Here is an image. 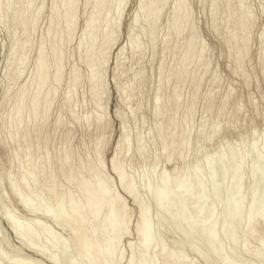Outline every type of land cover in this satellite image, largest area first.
Wrapping results in <instances>:
<instances>
[{"label":"rangeland","instance_id":"rangeland-1","mask_svg":"<svg viewBox=\"0 0 264 264\" xmlns=\"http://www.w3.org/2000/svg\"><path fill=\"white\" fill-rule=\"evenodd\" d=\"M0 1H1L0 2V6H2L1 7L2 10H1V13H0L2 15V16L0 15L1 16L0 17V20H1L0 21L1 22L0 23V139L4 143V148L0 149V184H1L0 185L1 186L0 187V189H1L0 198L4 199V200L0 201V203H1L0 204V206H1L0 209L2 210V211L0 210L2 212V213L0 212V214H1L0 215V226H1L0 227V229H1L0 230V235L2 236V237L0 236V250H1L0 251V258H1L0 259V264H12L11 262L13 260H14L13 262H15V260H17L18 258H19L18 260H21V259L24 260V259H26L27 255H31V253H32V252H29L27 250V248L23 244L22 245L20 244L21 243L20 240H17L19 238H17V236L14 235L13 230L10 229L11 227H10L9 223L7 222L10 219L6 217V216H8L7 214H9V211L13 212V214L11 213V215L15 216V218H16L15 221L17 220V218L19 219L16 222L23 220V223H25L27 219L28 220H30V219L31 220L32 219H34V220L39 219L41 222L44 223L43 225L42 224L40 225L41 227L45 225L44 227L47 230L49 229L50 232H52L53 235L55 233L56 235H58V237H60L62 239V241H64V242H61L62 244L58 245L59 244L58 243L56 245V246H59V247L64 245L63 247H60L62 250L59 247L58 248L55 247V248H51L52 250L54 249L53 251H51L50 248H49L50 245H48L46 247L47 248L46 250L48 251V253H46V251H45V255L47 254L46 256L44 254H42L40 256H36L34 253L32 254V255H34V257H37L38 259L43 260L44 261L43 264H49L48 261H47L48 260L47 258H49L51 256V254H55V253H53V252H55V249H58V250H56V253L59 254L60 258H62V256H63V258H62L63 260L61 262H63L64 264H67L66 262H69V261H67V259H68V257H70V255H71V257L68 260L73 259L74 257H76L75 253L77 252V249H76V246H75L72 238L69 236L67 230H65V229L63 230V228L60 225H58L59 224L58 221H60V215H62L61 213L65 212L64 207L60 205L57 208L56 207L57 205H55V203H53L50 200L49 196L46 195V194L44 195V193H42V191H44V188L42 189L43 185H42V179L40 178V176L36 177V180H35L36 182L35 181H31L32 177L30 178V176H31L30 168L27 169V167H29V166L26 165L25 160H24V158H25L24 154H23V152H19L20 150H19L18 147H16L17 156H15L14 159H12L13 161L11 160V156H12V152L14 151V147H13L12 143L10 142V140L8 139V137H9L8 133H9V131L12 130L11 125L10 126L8 125V122H9L8 119H10V122H11V119H12L13 114H14V109H13L14 108V102H15L14 100L16 99V97L18 96L20 90L23 87L26 89L27 92H31V90L33 88V83H34L33 79H35L34 74H35V71H36L34 64L36 63L37 56H39L38 50L41 47L42 42H43L44 43L43 45H44L45 50H46V51L45 50L44 51H45V54L48 55L47 59L49 60V61H47V65L50 66V67L48 66V68H49L48 70L49 71H53L55 67H53V61H52V58L50 57L49 54L51 52L52 44L53 43L55 44L56 41H60L59 42L60 47L62 46V48H61L62 49L61 50L62 54L60 53V56L62 55L61 56L62 58H60V60H62L61 64H60V61H59V65L61 66V81H62V83L60 84V86L57 87L58 91L56 90L54 99H53L52 103L48 107V109H49V111L47 110L48 118H47V121L45 123V126L42 128V131L40 133L41 137H43V136L47 137L46 138L47 142H46L45 145L42 144L40 146H44L42 148V150H44V148H45L46 152L45 151L44 152L48 153V155L50 156V158L52 160H55L56 155L57 156L59 155V152L57 150H62L63 147H65L66 144H68V146L70 147V150L72 151V154H73L74 163H75L76 159H78V158L91 159V160L96 162V160H98V155L96 154V145L95 144H96L97 138H99L100 143L98 144L99 145L98 147L101 150V156L103 157L104 163H105L104 164V168H103L104 169L103 173L106 174V176L110 178V181H111L112 185L115 184L113 186H116V187H114L113 189H115V192L117 194L119 193L120 196L122 195V197L125 199V202H127L126 203L127 207L129 208L130 212L132 213V217L130 219V224H129L130 225L129 226L130 227L129 228L130 231L128 230V232H130L131 234L128 233L130 235L129 236L128 235L125 236V238H122V240H121V246L120 247H121L122 251L124 252V257H125L121 261L122 262L121 264H125V261L127 259L126 257L128 256V253H129V250H128L129 242L131 241V243H134V244L136 243L135 245L138 244V242H137L138 241V239H137L138 236L135 235L136 233H135V226H134L136 224V221H137L136 219H137V215H138V209L132 203L131 199L129 197H126V195H124L122 189L120 190V188H119L120 186H118V182H117L116 176L113 175L112 171H109L111 168H109L110 164H109L108 161H109L110 156L113 153L114 146H115V144H116V142H117V140L119 138V135H120V132H119L120 131V121L114 114L115 109H119L120 110V112H121V114L123 116V119H124V123L127 126L128 130H129V133H131L130 134V138H131L130 139V142H131L130 143V152L127 153L128 155L126 154V156L124 157L125 172H127L128 175L131 173L130 176L133 177V180L135 182L136 190L138 192L137 195L138 196L140 195L139 199L142 196V200L141 199L140 200L144 201V203H147L146 205L148 207L150 206L149 207L150 208L149 209V211H150L149 215H150V219L153 220V222H151V223L153 224V229H154V230H152V234L154 233V237L155 236H160V238H162V239H160L159 237L158 238L155 237L156 240H160L159 243L162 242V241H165L164 245L168 248V250H167L166 247H164V248H166V249H164V252L166 250L169 251V250H172V249H173V252H175V253L177 252L178 255H180V253L183 252L184 254L181 253L180 256H182V254H183L185 257H187V258L184 257V260L186 259V262H189V260L191 259L189 264H206V263L207 264H217V263L219 264V262H217V258H216L217 256L215 255L216 253H214V252L217 251V249L214 250L213 248L212 249L209 248L211 246H207L209 244H208V241L205 240L206 239L205 238L206 237V232L204 231V227L209 222L206 223V221H205V223H206L205 225L203 224L204 222H202V221L200 222V220L203 219V215H204V212L202 213L201 211H205L204 210V209H206L205 205H209L210 206V204H211L210 202L212 201V204H214L213 207L216 208L215 209V211H216L215 213L216 214L219 213L218 214V219H217L219 222L217 221V223L215 224L214 230L216 228L220 229L221 228L220 226H221V224H222V222L224 220V217H222L223 216L222 212L224 211V209H228L227 212H229L230 208L232 207V204L237 202L240 205V210L237 212V214L235 216H233L234 214L229 212V217H228V221H227L228 227H227V225L225 226V228H224L225 231L223 229L222 230L221 229L220 230L217 229L218 230V235L220 236V237L217 236V238L219 237L218 241L219 242L222 241V240H223L222 242L225 241L224 242L225 245H224V243L222 244V242H220L223 245V247H222V245L218 241L217 242L214 241L215 242V246L216 245H220L222 248H224V249L227 248L226 250L229 251L228 247H230V245L233 244L232 248H234V247L239 245L240 247L234 248V250L236 249L235 251L237 253L233 249H232L233 252L230 250L231 251V253H230L231 255L229 256V258L231 259V261L237 262V263H235V262L233 263L232 262L233 264H239V263L240 264H249V263L250 264H263L264 263V261H263V263L260 262V261H262L261 259L263 257L262 256L263 253L261 255H259V257H258V255L256 257L254 256L255 259L257 260L256 261L252 257L253 254H251L252 255L251 256V255H249L250 254L249 251H247L246 249L243 250L244 248H248L249 244H250L249 248H252V245L255 246L256 244L259 246L260 242L258 240H255V238H253V237H249L247 239L246 243H244L243 240H242L243 239L242 233H246L247 230H248V221L247 220H250L251 217H252L253 221H255V219H256V222L253 223V221H252V223L256 224L255 227L259 228V226H260L259 224L260 223L257 220L256 211L264 206L263 205L264 203H262V202H264V190H263V188L261 189V185L252 184V179H251L252 178V171L250 173V167L253 168V166L255 165L254 166L255 168H253L254 175H263L264 176V153L262 154L263 151H261V150L264 149V147H262L263 149L261 148V146H264V145H261V144H264L262 142V141H264V139H263L264 135L261 133V132H264V66H263V58H264V42H263L264 41V0H262V1L261 0H243V2H242V0H238V1L237 0H215V1L214 0H211V1L210 0H185L184 3L186 5L183 4V7L186 6L188 12L185 15H183V17L184 18L186 17L188 20L184 19L183 21L187 20L188 21L187 22L188 26L186 27V29H187L186 30V29H184V27H182V25L181 26L178 25L176 27V28H178V30H176L178 32V35H176L177 32H174L173 28L171 27V26H173V23L176 24V21L173 20V19H175V17L173 16L174 18H172V15H173L172 11L174 10L173 6H175L176 0H168V1L167 0H158L159 2L158 1L155 2L154 0H149V2H148V0H146L147 3H151L150 6L147 7L148 9H146V10L148 11L150 9V11H152V9L150 8L152 6V8H154V11H153L154 13H152L150 11L147 12L146 10H144L145 8L144 9L142 8L141 11H144V13H142L144 15L140 14L141 12L139 11L138 13L140 14V16H139L140 19L138 18L137 22L136 23L134 22V24L133 23L131 24V20L133 18L132 15H134L132 13L136 14L137 13L136 11L140 10L141 6L138 5V4L141 3L142 0H121V5H123V7L121 6L122 7L121 9H123L122 10L123 12L122 11L120 12V14L122 13L121 14L122 16L120 15L121 23H119L118 28H116V30H114V34H112V36L114 38H116L115 34H117V39H114L112 36H109V37L113 38V40H117V41H114V43H113L111 41V38H110V43L111 44L113 43L112 44L113 45V47H112L113 49L110 48L108 50L110 54H108L107 57L110 58V59L108 61V58H107L108 62H106V63H108V65L106 64V66L104 67L105 70H103L104 74L106 73L104 75V77L105 76L106 77L103 78V79H105V82H107V84L105 83L106 84L105 87H107V86L109 87V88L107 87V89H106V92L108 93L109 97H108V100H107L106 97L103 95V98L101 99V101H99L100 107L102 106L101 110L98 107H96V106H98L97 102H96V100L92 97V95L89 92V85L90 84H89V80H87V79L90 78L91 73H89L90 69H87V68L90 67L88 65V63L90 62V59L92 58V56H89L90 54L88 55V53H89V50H87L88 43L86 44V41H84L85 43L82 42V39L84 37L83 36L84 35L83 34L84 30H86L85 31V33H86L87 30L90 28L88 26H90L91 24H92V26L96 25L92 30L94 32H96V30H98L96 32L97 35L95 34V36H97V38H99L100 31H102L104 29L103 25L107 24V25L110 26L109 21L112 22L111 19L114 17L115 9H116V7H118V6H116L117 3L115 4V7H114L115 9H112V11L109 10V13H107V15H106L107 17H105L104 21H103L102 18L94 17L93 14L91 15L92 12L95 14L96 7H94V6L97 4V2H95L97 0H94V1L93 0H75V1L72 0V3H74V6L72 7L73 8V11H72L73 13L71 14L70 21H73L74 18L77 19V20L75 21V19H74V21H73L74 23L70 22V26H72V24L74 25L76 23L74 25L75 27L72 26V29L69 27L71 30H69V28H68V34L69 35L67 34V36L70 37L71 39L67 38L69 42H66L67 41V39H66L67 36L63 35L64 32H62L61 34L63 36H61V37L63 39H61L60 36H58L57 37L58 39L57 40L55 39L56 41L53 40V43H51V41L48 38V33L50 35V33H52L54 30H52L51 32H50V30H48V31H46V30L48 29V25L51 22V19H50L51 18V14H52L51 13L52 12V8L51 7L53 6L52 1L54 2V0H37V1L33 0L34 2L32 0H21V1L20 0H12V1L11 0H0ZM6 1H8V3ZM56 1L58 2L59 0H56ZM109 1L111 2V0H109ZM123 1L124 2L126 1L125 2L126 3L125 6H124L125 3ZM151 1H153L154 3L151 2ZM14 2H15V4H14ZM20 2H21V4H20ZM31 2H33V4ZM42 2H43V4H42ZM110 2H109V4H110ZM166 2H167V4H166ZM58 3H57V5L60 4V3L59 4ZM87 3H89V4H87ZM159 3H160V5H158ZM34 4H35V6H34ZM172 4H174V5H172ZM112 5H110V6L112 7ZM153 5H156L157 9H156L155 6L153 7ZM210 5H212V6H210ZM224 5H227V6H224ZM244 5L246 6L247 9L245 8ZM76 6H79V7H76ZM86 6H88V7H86ZM158 6H159V8H158ZM214 6H215V8H214ZM232 6H233V8H232ZM92 7H93V9H92ZM227 7H228V9H227ZM41 8H43V9L41 10ZM250 9L252 10V12H249V11H251ZM7 10H8V12H7ZM185 10H186V8H185ZM247 10H249L248 12H249L250 15L252 14L251 15V19H249V20L246 18V16H245L246 14H243V13H246ZM208 11H209V13L211 15L208 13ZM211 11H213V12L216 11V13L215 12L212 13ZM15 12H17V13H15ZM74 12H76V14H74ZM22 13L25 16H23ZM26 13H27V15H26ZM89 13H90L91 17L89 15ZM222 13H224V14H222ZM20 14H21V17H19ZM84 14H85V16H84ZM151 14H153V15H151ZM241 14H242L243 17L240 16ZM108 15H110V17L112 16V18L110 19V17H108ZM148 16H149V18L147 19ZM151 16H153L154 18L153 17L151 18ZM18 17L21 18L22 21H24V22H27V20H28L27 23L28 24L30 23V24L27 25V23H26L24 25H21V23L18 21ZM27 17H28V19H27ZM72 17H73V19H72ZM156 17H157V19H156ZM180 17H181V15H180ZM231 17H233V18H231ZM144 18H146L147 20H145ZM240 18L242 19V21H241ZM243 18L246 19L247 21H250V25L247 24L246 23L247 21L243 20ZM32 19H33V21H32ZM95 19H96V21H95ZM142 19L145 20V21H143ZM209 19H211V20H209ZM85 20H86V22L91 21V23L88 22L90 25L88 23H85ZM151 20L153 21V24L156 21L155 25L152 26V23H150V22H152ZM95 22H98L97 23L98 25ZM148 22H149V24H148ZM135 24L138 25V26H136ZM177 24H178V22H177ZM213 24H215V25H213ZM132 25H133V27H132ZM148 25H150L152 27H155V28L152 29V27H150ZM21 26H23V27H21ZM32 26H34V28ZM86 26H87L88 29H85ZM129 26H131L132 29H130ZM198 26H199V28H198ZM242 26H243V28L245 27L244 30L242 29ZM246 26H248V27L246 28ZM97 27H98V29H97ZM119 27H120V29H119ZM143 27H144V31L142 29ZM146 27H147V29H146ZM149 27L152 30H154V31H151V29ZM181 27H182L183 30H181ZM75 29H77V30H75ZM245 29H247V30H245ZM130 30H133L134 34L131 31L130 36H128V34L130 33ZM72 31H73V33H72ZM115 31H117V32H115ZM179 31H180V33H179ZM191 31L194 32V35L196 34L195 37L198 38L199 41H201V43L203 42L202 45L204 47L203 48V50H204L203 52L204 53L202 52V56H201L202 60L200 62L199 61L197 62V59H196L195 56L193 58H191L190 61H188L189 62V65H188V68H187L188 72L185 75V81L184 82H180L181 84L179 85L180 97L182 96L181 100L180 101L178 100L179 108L171 110L170 107L174 103V95H173V90L172 89H173V86L176 84L175 83L176 77L171 76L170 77L171 79L169 78L170 81L165 80L164 84L162 85V87L159 89V91H157V84H158L157 80L159 79L158 78L159 77V75H158L159 67H161L162 75H164V76L167 73H169L170 71L175 70L178 67H180L181 63L183 62L182 57L184 56L183 53H184V48H185V44H186V39L188 37V34H190ZM13 32H14V34H13ZM81 33H82V37L80 36ZM28 34H29V36H28ZM137 34H138L139 37L137 36L138 38L137 37L135 38L134 44H135V47L137 49L138 48L139 49L137 50L135 48L136 52L134 54L133 51H131V49H132L131 46L132 45L134 46V44H131V43H133L131 41L134 40L133 38ZM151 34H153V35H151ZM179 34H180V36H179ZM243 34L244 35L246 34L245 36L247 38L245 36H243V38L245 40L248 39L249 42L247 40L244 42V40H242L243 38L241 39V36ZM14 35H15V37H14ZM34 35H35V37H34ZM168 35L170 36V37H168L169 41H170V47L168 49H163V41H164L163 37L168 36ZM234 35L236 36V39L234 38L235 37ZM64 36H66V37H64ZM260 36H263L262 40H261ZM131 37H132V39H131ZM64 38H65V40H64ZM78 38L80 39V41L78 40ZM14 40H16L17 43ZM30 40H31V42H30ZM70 40H73L74 43L72 41H70ZM127 40L129 41V43L127 42ZM141 40H142V42H141ZM149 40H150V43H149ZM136 41L137 42L139 41L138 43H140V44L138 45V43ZM241 41L245 43V44L243 43L244 47L240 46V45H242ZM56 43L58 45V42H56ZM63 43L65 44L64 46L62 45ZM10 44H12V45H10ZM39 44H41V45H39ZM79 44H82L81 45L82 48H80V46H78ZM114 44H116V46ZM129 44H131V46ZM236 44L238 45L237 49L235 47ZM123 45H124V49L122 51L123 52L122 56H121V58H122L121 61L122 62H121L120 68L114 69L116 53L118 52V49L120 50L121 47L123 48ZM18 46L19 47L21 46V47L19 48ZM240 47H242V49ZM12 50L15 51V52L13 53ZM116 50H117V52H116ZM238 50L239 51L242 50L244 55H243V53L241 51L239 52ZM237 51L242 54L243 57L241 59H238V54L239 53ZM141 53H142V55H141ZM114 54H115V56H114ZM12 55H13V57H12ZM15 55H16V57H15ZM143 55H145L146 58ZM26 57H28V58L26 59ZM87 57L88 58L90 57V58L88 60H86ZM12 60H14V61H12ZM141 60H143V61H141ZM234 60L237 61V62H234ZM50 62H51L52 66L50 65ZM7 64H9V65H7ZM72 66L75 67V68L73 69ZM205 67H206V70H204ZM76 69L78 71V74L76 73L77 71L75 72ZM70 70L73 71V72H71L72 74H70ZM138 71H141L142 73L145 72V73L142 74L141 72H138ZM74 72L77 75H80L79 76L80 78L78 76H76V77L79 78V79L77 78L78 82L76 84L73 83V85H71V81L70 80H72V79H70V78H71L72 75H74ZM91 72H92V69H91ZM4 75L6 77H4ZM114 76L118 79L120 85H122V87L124 89H126L124 91L126 93L123 94L124 96L122 95V100L117 98L116 89H115V86H114L113 80H112ZM216 77H217V79H216ZM20 78H21V80H20ZM26 80H27V82H26ZM68 81H69L70 84L68 83ZM166 81H168V84H167ZM125 82L127 83V85H126ZM169 82H170V84H169ZM49 83L51 84L52 82H49ZM67 83L71 87H69L67 85ZM129 84H131V85H129ZM72 86H73V88H72ZM74 86H75V88H74ZM67 88L68 89L70 88L69 89L70 93L67 92L68 91ZM156 91H157V93H156ZM197 91H199V93ZM71 92H73V93H71ZM66 93H69L72 96L68 95V94H67L68 95L67 96ZM196 93H198V94H196ZM185 94H187V95H185ZM157 95L159 97L158 99L160 100L159 103L162 104V105L166 104L169 107L168 111L165 113V115L162 118H161V116L156 115L155 102H154L155 100L154 99H155V96H157ZM69 96L71 97L70 100L71 101L73 100L72 101L73 104L76 102L74 104V106L77 105V108L75 107L76 108L75 109V117L77 118L76 121H75V119L72 116L70 117V113H69V111L67 110V108L65 107V104H64V99L66 97L69 98ZM127 98H128V100H127ZM125 99L127 100V102H125ZM129 99H130V101H129ZM92 100H93V102H92ZM27 101H28V99H27ZM127 105H128V107H127ZM105 106H106V114H107L106 115L107 117H105V120L107 122V127H106L105 132L102 135L97 136V134H95L94 127L92 125L88 126L87 123L85 122V117L88 116V114H89L90 119L93 122L95 120L96 115H98L99 113L103 114V110H104ZM94 110L98 114H96ZM90 112H91V115H90ZM83 115L84 116L86 115V116L84 117ZM203 115L206 116V117H204ZM58 117L60 119V123L58 125L54 126V121ZM160 119L162 121L167 120V119L174 120L175 122H177L179 124V127H181V128L186 130L187 134L184 135L185 139L178 134L176 136V138L174 140V143H173V145H172V147L170 148L169 151L172 152L173 149L178 148L180 143H181V140L184 139L183 141L185 142V146L187 147L186 149H187V152H188L187 156L189 155L188 157L186 156L187 158H185V163H189V164L191 163L190 166L192 165L191 166V174H192V180L191 181H194L195 179L196 180L200 179L202 185H201V188H199V189H203V190H199L198 188H196V190H195V187L193 189V186H192L191 190L192 189L193 190H192V192L191 191L190 192L193 194V196L198 195V194L200 195L199 192H201V196H202V194L205 195V196H202L201 198L203 199V197H204V201H207V199H208V200H210L209 202L208 201L204 202L201 199L197 203L198 207L195 205V207H196L195 208V207L191 206V203H189L190 200L187 201V200H184L182 198H181L182 199L181 200L179 196H177V200H176L175 199L176 195L168 193V194H166V197H168L170 195L166 199V201H168V202L165 201V205H166L165 208L166 207L167 208L164 209L163 208L164 206L162 207V210H161V208H157V206H156V202L157 201H155V200L157 198L160 199L162 197L160 194H159L160 197H159V195H157L159 193V190H161V189L158 188L159 190L156 191L157 190V185H158L157 181L159 179L158 175H160V172L163 169V166H164L163 164L165 163L164 162V158H165V155H166L165 152H161V151L159 152L158 151V149H160V147H161V139L156 134V126L158 125ZM10 122H9V124H10ZM153 123H155V124H153ZM190 123H192V124H190ZM141 125H143V126H141ZM253 126H256V128L258 129V135L256 136L257 138L254 136L255 137V145L254 146H253V144H250L252 142V140H253V138L251 137V132H252ZM216 127H218V128H216ZM215 128L218 129V135H215V136L212 137L211 133H212V131ZM198 129H202V134L199 137L197 136L198 135L197 133L199 131ZM67 132H69V134L67 135V137H64V135ZM146 132H148V133H146ZM136 135L139 136L140 144H143L142 147H143V151H144V158L139 157V155L137 154V151H135L137 146H138V141L136 140V137H135ZM31 136H32L31 140H28V142L30 144V141H32V144H34V149H35V151H37L36 150V137H35L34 134L31 135ZM147 137H148V139H147ZM258 137H261V138L259 139ZM207 139H208V141H207ZM256 139H258V141ZM226 140H227V142H226ZM241 141H243V142H241ZM256 141L258 142V145H257ZM151 142H152V144H151ZM207 142H209V143H207ZM234 142L236 143V145H235ZM237 142L240 143L239 144L240 146H238ZM246 142H247V144H246ZM259 142H260L261 146L259 145ZM189 143H190V145H189ZM200 143H202V144H200ZM215 143L216 144H218V143L222 144L221 145L222 147L220 146L218 151H219V153L221 155L223 153L224 160H227V162H224V161L221 162L223 167H220L221 166L220 162H216L217 159H216V157L214 158V155H212V157H209L210 155H208V154H210L211 150L213 149V146H214ZM225 143H227V144H225ZM25 144L23 143L22 147H24ZM230 144H231V146H230ZM188 145H189V147H188ZM256 145H257V147H256ZM25 147H26V145H25ZM199 147L204 148L205 151L203 152V150L201 148H199ZM229 147H231V149L233 151H236L237 149H240L239 152L243 151L242 152V156L243 157L241 158V160H240V158L238 159V157H240V155H238V157L237 156H235V157H231L230 156L231 155L230 152H233V151ZM234 147H236V148H234ZM247 147H249V148L247 149ZM188 148L190 150H188ZM253 148H254V151H253ZM260 148H261V150H260ZM199 149H201L200 152L198 151ZM256 149H259V151L256 150ZM255 151L258 152L257 153L258 155L261 154V157H263V158L260 157L261 160H259V156H257ZM155 152H157L156 156H154ZM197 152L199 154H201V155L199 156V154ZM254 152H255V154H254ZM192 153H193V155H192ZM207 155H208V158H207ZM228 155L231 158V159H229V162H228V158H229ZM152 156H154V157H152ZM252 156H254L253 158L255 160L252 158ZM190 157H191V159H190ZM226 157H228V158H226ZM154 158H155V160H154ZM211 158H212V160H211ZM235 158L237 159L236 162H235ZM15 159H17V160H15ZM262 159H263V161H262ZM205 160L206 161L208 160V162H206ZM10 161H12L11 163H13V168L11 170L9 168L10 167ZM253 161H257V162H253ZM20 162L23 164L22 167H20L21 166ZM154 162H155V165H153ZM238 162H240V163H238ZM250 162L251 163L253 162V163H256V164H253V163L251 164ZM201 163L203 164V166H202ZM257 163L259 164V166L257 165ZM261 163L263 164V166L261 165ZM194 164H195V167H194ZM238 164H239V167L236 168ZM250 164L252 166H250ZM157 165H158V167H157ZM205 165H207L206 168H205ZM217 165H218V167H217ZM228 165H229V167H228ZM105 166H106V168H105ZM152 166L153 167L155 166L158 169H156L155 167L153 168ZM208 166H211L212 168L210 169V167H208ZM256 166H258V171L256 169L257 168ZM201 167L203 169H201ZM219 167H220V169L222 168L221 171H223L222 172L223 174L222 173L220 174L218 172ZM234 167L236 168V173H238V174L235 173V168ZM23 168H24V170H22ZM150 168L152 170H150ZM252 168H251V170H252ZM239 169L241 171L242 176H240L241 174H240ZM27 170H28V172H30L29 174H28ZM145 170L147 172H145ZM211 170H212V172H211ZM232 170H234V171H232ZM16 171H18V172H16ZM132 171H133V173H132ZM136 171L138 172V174H136L137 173ZM231 171H232V174L234 172V174H235L234 177L238 178L239 180L236 179V180H234V182L228 180V178L232 177ZM248 172H249V174H248ZM54 173H56V175L58 176L59 183L62 182L64 187H67V188H70V189L72 187L74 188L73 184H69L66 181H64V179L60 176L59 171H58V169L56 167L54 169ZM212 173H213V177L211 178ZM10 174H11V176H10ZM22 174H23V176H22ZM134 174H136V175H134ZM12 175H14L13 178H11ZM143 175H144V177L147 176L146 178H148V179L150 177L149 181H151V179H152V181L150 182L152 185H150V187H148V188H150L151 190L153 189V190L151 191L149 189L150 190L149 193H147L149 191L148 188H146L148 190L147 191L145 189V187L142 186L143 185V181L146 180V178H143ZM136 176L138 177L139 180L137 179ZM207 176H208V178H207ZM239 176L241 178H239ZM140 177H141V180H140ZM249 177H250V179H249ZM24 178H25V181H27L29 183L30 192L32 191L30 193L32 198H31L30 194L28 195V199H27L28 204L27 205H25V204L22 205L21 203H19L20 201H19L18 196L16 195V193L12 190L11 186L9 185L11 183V180L15 179L14 181H16L19 184V186L23 188V187H25V185L28 184L27 182H25V181L23 182L22 181V179H24ZM148 179H147V181H148ZM32 180H34V179H32ZM21 181H22V183H21ZM229 181H230V184H229ZM32 182H35L36 184L34 183L35 184L34 185ZM215 182H216V184H215ZM231 183H234V184H237V185L234 186V184H231ZM238 183H239V185H238ZM154 184H155V186H154ZM241 184H242V186H240ZM247 184H249V185L246 186ZM33 185L37 189L34 188ZM202 186H204L205 188H202ZM232 186H234V187L240 186L241 187V188H239V191H240L239 194L237 193L239 196L236 193L233 192V188L234 187H232ZM142 187H144V188H142ZM2 189H4L5 191L4 190L2 191ZM39 189L41 190L40 191L41 193H39V191H38ZM204 189H205L206 192L204 191ZM240 189H242V190H240ZM243 189H244V193H243ZM247 189H250V190L247 191ZM117 190H118V192H117ZM194 190H195V193H193ZM3 193L6 194V197H4L5 195H3ZM155 193H156V196H155ZM38 195H40V196H38ZM43 195H44V197H43ZM221 195H222V197H221ZM149 196L151 197L152 200L150 199ZM173 197H174V200H176V201H174L172 199ZM205 197L206 198L208 197V198L206 199ZM215 197H216V199L218 201L215 199ZM30 198H31V201H34L35 204L33 202H30ZM238 198H239V201H238ZM250 199H251L252 202L250 201ZM39 200H40V202L41 201L42 202L40 203ZM152 201H153V203H151ZM201 201H202V203L204 202V204H202V208L203 209L199 208V205H200ZM242 201H243V203H242ZM2 202H3V204H2ZM169 202H170V204H169ZM244 203L246 204V206H245ZM38 204L40 206V208H39L40 211L42 210L41 208H43V211H41V213H40L39 210L37 211ZM41 204H43V205H41ZM180 204H181V206H184L183 208L180 206L182 211H179V208H178V206ZM212 204H211L210 207H212ZM170 205H173V206L170 207ZM226 205H228V206H226ZM247 205H249V206H247ZM34 206L37 207V209L35 208L36 210L34 209ZM43 206H45V207H43ZM47 206L50 207V208H48L49 212L45 211ZM153 206H154L155 209H153ZM189 206H191V207H189ZM173 207H175V208H173ZM5 208L7 210H5ZM54 208H56V209H54ZM197 208H198V210L199 209L201 210V211L199 210L201 212V214H202L201 219H198V218H200L201 214L198 213L199 211L197 210ZM25 209H27V210H25ZM33 209H34V211H33ZM50 209H51L52 212L53 211L54 212L52 213L50 211ZM163 209L167 210L169 213L167 211H166L167 213L166 212L163 213V211H164ZM174 209H175V212H174ZM192 209L193 210L196 209L195 211L196 212L198 211V212L195 213ZM159 210H161L162 213ZM252 210H254L255 212L252 211ZM36 211H37V213H36ZM55 212H57V213L59 212L58 214H60V215H58L57 213L55 214ZM189 212H190V214H189ZM191 212H194V213H191ZM248 212L251 215L253 214V216H251L250 214H248L249 215L248 216L247 215ZM43 213H45L46 215H43ZM156 213L158 214L159 217L157 216ZM159 213H160V215H159ZM171 213H173L174 216L171 215ZM254 213H255V217H254ZM161 214L164 216L165 221L167 219V222H165V223L163 222L164 218L162 217ZM176 214H177V217H176ZM192 214H194V215H192ZM54 215H56L55 218H54ZM183 215H184V218L186 220L182 217ZM230 215H231V217H230ZM169 216H172V218L169 217ZM189 216L191 218H188ZM5 217L7 219H4ZM247 217H248V219H247ZM155 218H156V221H155ZM159 218H161V219L163 218V220L161 221V219H159ZM192 218H194V219H192ZM253 218H255V219H253ZM169 219H170V221H169ZM188 219H191V220L188 221ZM195 219H197L198 221L195 220ZM243 220H246V222H245L246 225L243 224L244 223ZM186 221L188 223L190 222L189 225L186 224L187 223ZM194 221H195L194 224L195 225L198 224V225L194 226L192 224ZM171 222H173V223H171ZM175 222H177V223L174 224ZM18 223L23 225L22 221L18 222ZM183 223H184V225H183ZM199 223L200 224L202 223V226H204V227L202 228V226H201V228H200ZM159 224L161 225V227H162V225H164L162 227L163 229L161 227H159L160 226ZM169 224L170 225L172 224V225L170 226ZM156 226H158L159 229ZM176 226H177V228H176ZM197 226L199 228L196 229ZM37 227H39V226H37ZM193 227H195V228H193ZM181 228H184V229H181ZM244 228H245V231L242 232L241 229H244ZM2 229L5 230V232L2 231ZM155 229H157L158 231H156ZM170 229L173 230V231H171ZM201 229H203V230L201 231ZM180 230L181 231L183 230V231L180 232ZM187 231H189V232H187ZM199 231L202 232V233L200 232L201 236H198L199 235ZM220 231H222V233ZM259 231L262 232V229L259 230ZM219 232L223 235V237H222V235ZM5 233H7V234H5ZM180 233L182 235H180ZM185 233H187V235ZM189 233H190V235H188ZM155 234H157V235H155ZM183 234H185L186 237ZM192 234H193L194 237L197 236V237H200V238H194L193 236H191ZM3 235L6 236V237H4ZM173 236H175V237H173ZM178 236H179V238L177 240L176 237H178ZM180 236H184V237L181 238ZM230 236L233 239H231ZM3 237L5 239H3ZM55 237H57V236H55ZM58 237H57V240H59V242H60V239ZM69 237L71 238L70 240H69ZM201 237H204V239L201 238ZM63 238L66 239V240H64ZM180 238L182 239V241H180L181 240ZM185 238H186V241H185ZM234 238L236 239V241H235ZM173 239H176V240L174 241ZM194 239H195V241L197 243L195 241H192ZM201 239H203V241ZM256 239H258V237H256ZM16 240L18 242H20V243H18ZM200 240H201V242H200ZM226 240H228L230 242H228ZM240 240H242L241 241L242 243L240 242ZM178 241H180V242H178ZM173 242H176V244L173 243ZM181 242H183V244ZM185 242L188 243L189 245H190V243H191V245L194 243L192 246L191 245L189 246L190 250H188L189 249L188 247H185L186 245L188 246V244H186ZM6 243L8 244L7 245L8 247L5 245ZM63 243H65V244H63ZM66 243L67 244L69 243L70 245H71V243H73V244H72V246H70L68 244V247H69L68 248V247H66V245H67ZM126 243H127V245H126ZM177 243H180V244H177ZM198 243L203 244V245L199 246L200 244H198ZM230 243H232V244H230ZM245 244L246 245L248 244L247 247H246ZM13 245H14L15 250H14V248L12 249ZM181 245H182V247L183 246L185 247V248H183L184 250L181 249L182 248ZM15 246H17V247H15ZM198 246H199V248H198ZM242 246H243V249H242ZM9 247H10V249H9ZM70 247H74L76 250L74 248H70ZM191 247H193V248H191ZM18 248L19 249L21 248L20 249L21 251L17 252L16 250H19ZM64 248L66 250L64 252L65 255L62 252ZM67 248H68L69 252H68ZM179 248H180L181 252H179L180 251ZM195 248L196 249H200L201 252L199 250V252L197 254L198 250L195 251L196 250ZM177 250H179V251H177ZM193 250H194L195 253H193V252L190 253ZM208 250L210 252L211 251L212 252L210 253ZM59 251H60L61 255H60ZM73 251L75 253H73ZM238 251H240L239 252L240 254L238 253ZM245 251L249 252V253H246ZM4 252H6V253H4ZM13 253L15 254V256H14ZM68 253L70 255H68ZM185 253H186V255H185ZM200 253H202V254H200ZM5 254H6V256L4 257ZM187 254H188V256H187ZM233 254H235V255H233ZM7 255H8V257H7ZM11 255L13 257H10ZM18 255H20V256H18ZM200 255H201V257H199ZM203 255L205 256V258L207 256V258L205 260H204V258L201 259L202 257H204ZM237 255L239 257H237ZM241 255L244 256V257H242ZM72 256H74V257H72ZM15 257L17 259H15ZM12 258H13V260H11V262H9V260L12 259ZM193 259L195 261H193ZM209 259H210V261H209ZM201 260H203V261H201ZM263 260H264V258H263ZM192 261H193V263H191ZM205 261H206V263H205ZM71 263H72V261L70 263H68V264H71ZM73 263H76V261H73Z\"/></svg>","mask_w":264,"mask_h":264},{"label":"bare ground","instance_id":"bare-ground-1","mask_svg":"<svg viewBox=\"0 0 264 264\" xmlns=\"http://www.w3.org/2000/svg\"><path fill=\"white\" fill-rule=\"evenodd\" d=\"M12 1V0H11ZM21 1V0H20ZM33 1V0H32ZM37 1V0H36ZM60 1V2H59ZM58 2L60 3H58L56 0H54V2L52 1V3H53V6L51 7L52 8V14H51V22H50V24L48 25V29L46 30V31H48V30H50V32L52 31V30H54L52 33H50V35H49V33H48V38H49V40L51 41V43H53V40H57L58 38V36H60V38L61 39H63L61 36H63V35H66L67 36V34H68V28L70 27L71 29H72V26H74L73 24H72V26H70V22H72V23H74L73 21H74V19H73V17H72V19H73V21H70V19H71V14L73 13L72 11H73V6H74V3H72V0H59ZM75 1V0H74ZM94 1V0H93ZM155 2H157L158 0H154ZM168 1V0H167ZM184 1L185 0H176V3H175V6H173V8H174V12L172 11V13H173V15H172V18H174L175 17V19H173V20H175L176 21V24H177V22H178V24L176 25L175 23H173V26H171L172 28H173V30H174V32H177L176 30H178V28H176L178 25L179 26H181L182 25V27H184V29H186V27L188 26V19L185 17H183V15H185L187 12H188V10H187V7L186 6H184L185 8H186V10H185V8L183 7V4H185L184 3ZM211 1V0H210ZM215 1V0H214ZM238 1V0H237ZM262 1V0H261ZM1 2V1H0ZM7 3H8V1H6ZM5 2V3H6ZM34 2V1H33ZM33 2H31L32 4H33ZM51 2V1H50ZM90 2V1H89ZM95 2H97V4L94 6V7H96V11H95V14L92 12L91 13V15L93 14V16L94 17H97V18H102L103 19V21H104V18L105 17H107L106 15H107V13H109V10L110 11H112V9H115L114 7H115V4L117 3V5L116 6H118V7H116V9H115V12H114V17L112 18V16L110 17V15H108V17H110V19L112 20V22H110L109 21V23H110V26L109 25H107V24H104L103 25V30L102 31H100V36H99V38H97V36H95V34H96V32L98 31V30H96V32H94L92 29L96 26H92V24L90 25L88 22H90L91 23V21H88V22H86V20H85V23H88L90 26H88V27H90L89 29L87 28V26H86V28L85 29H88L87 30V32L85 33V31L86 30H84V37H83V39H82V42H84V41H86V44L88 43V47H87V50H89V53H88V55L89 56H92V58L90 59V62L88 63V65L90 66V67H86L87 69H90V72L89 73H91V75H90V78L89 79H87V80H89V92H90V94L92 95V97L96 100V102H97V105L98 106H96V107H98L100 110H101V108H102V106L100 107V105H99V101H101V99L103 98V95L106 97V99L108 100V93L106 92V89H107V87H105L106 86V84H107V82H105V79H103V78H105L104 77V75L106 74H104V71L103 70H105V66H106V64L108 65V63H106V62H108L109 61V59L110 58H108L107 56H108V54H110L109 53V49L110 48H112L113 47V43H114V41H117V40H113V36H112V34H114V30H116V28H118V26H119V23H121V19H120V15L122 14H120V12L123 10V9H121L122 7H123V5H121V0H111V2L109 1V0H97V1H95ZM109 2H110V4H109ZM124 2V1H123ZM126 2V1H125ZM124 2V3H125ZM139 2V1H138ZM148 2H149V0H148ZM151 2H153V1H151ZM159 2V1H158ZM229 2V1H228ZM242 2H243V0H242ZM241 2V3H242ZM248 2V1H247ZM57 3L59 4V5H57ZM123 3V4H124ZM154 3V2H153ZM152 3V4H153ZM187 3V2H186ZM214 3V2H213ZM14 4H15V2H14ZM20 4H21V2H20ZM27 4V3H26ZM29 4V3H28ZM42 4H43V2H42ZM45 4V3H44ZM77 4V3H76ZM87 4H89V3H87ZM92 4V3H91ZM94 4V3H93ZM113 4V5H112ZM150 4L151 3H147V1L146 0H142L141 1V3H139L138 5H140L139 7H140V10H137L136 12V14L135 13H132V14H134V15H132L133 16V18H132V20H131V24L133 23L134 24V22L136 23L137 22V20H138V18H139V16H140V14H142V13H144V11H141V9L143 8H145L144 10H146V9H148L147 7L148 6H150ZM157 4V3H156ZM166 4H167V2H166ZM223 4V3H222ZM247 4V3H246ZM259 4V3H258ZM3 5V4H2ZM12 5V4H11ZM17 5V4H16ZM79 5V4H78ZM110 5H112V7L110 6ZM126 5V3L124 4V6ZM137 5V6H138ZM158 5H160V3L158 4ZM172 5H174V4H172ZM186 5V4H185ZM213 5V4H212ZM212 5H210V6H212ZM233 5V4H232ZM239 5V4H238ZM242 5V4H241ZM248 5V4H247ZM253 5V4H252ZM4 6V5H3ZM7 6V5H6ZM5 6V7H6ZM34 6H35V4H34ZM45 6V5H44ZM122 6V7H121ZM156 7V5H153V7ZM224 6H227V5H224ZM240 6V5H239ZM245 6V5H244ZM1 7L2 6H0V13H1ZM26 7V6H25ZM39 7V6H38ZM41 7V6H40ZM43 7V6H42ZM76 7H79V6H76ZM86 7H88V6H86ZM190 7V6H189ZM223 7V6H222ZM260 7V6H259ZM14 8V7H13ZM18 8V7H17ZM151 9H152V11H150V9L148 10V11H150V12H152V13H154L153 11H154V8H152V6L150 7ZM158 8H159V6H158ZM214 8H215V6H214ZM232 8H233V6H232ZM245 8H246V6H245ZM261 8V7H260ZM43 8H41V10H42ZM77 9V8H76ZM92 9H93V7H92ZM139 9V8H138ZM156 9H157V7H156ZM191 9V8H190ZM227 9H228V7H227ZM240 9V8H239ZM247 9V8H246ZM245 9V10H246ZM249 9V8H248ZM75 10V9H74ZM91 10V9H90ZM216 10V9H215ZM251 10V9H250ZM22 11V10H21ZM26 11V10H25ZM28 11V10H27ZM141 12L140 14L138 13V12ZM147 11V10H146ZM147 11V12H148ZM186 11V12H185ZM223 11V10H222ZM239 11V10H238ZM241 11V10H240ZM249 10H247V12L246 13H243V14H246L245 16H246V18L249 20V19H251V15L249 14V12H252V10L251 11H249ZM255 11V10H254ZM7 12H8V10H7ZM123 12V11H122ZM135 12V11H134ZM146 12V13H147ZM149 12V13H150ZM157 12V11H156ZM155 12V13H156ZM212 13H216V11H211ZM228 12V11H227ZM233 12V11H232ZM263 12V11H262ZM15 13H17V12H15ZM43 13V12H42ZM41 13V14H42ZM161 13V12H160ZM208 13H209V11H208ZM241 13V12H240ZM74 14H76V12H74ZM113 14V13H112ZM148 14V13H147ZM210 14V13H209ZM222 14H224V13H222ZM1 15V14H0ZM22 15H23V13H22ZM26 15H27V13H26ZM78 15V14H77ZM89 15H90V13H89ZM91 15H90V17H91ZM142 15H144V14H142ZM141 15V16H142ZM151 15H153V14H151ZM180 15H181V17H180ZM211 15V14H210ZM216 15V14H215ZM2 16V15H1ZM0 16V17H1ZM23 16H25V15H23ZM84 16H85V14H84ZM92 16V17H93ZM102 16V17H101ZM122 16V15H121ZM159 16V15H158ZM174 16V17H173ZM213 16V15H212ZM218 16V15H217ZM229 16V15H228ZM236 16V15H235ZM240 16H242V14L240 15ZM244 16V17H245ZM19 17H21V14H20V16ZM18 17V21L21 23V25H24V24H26L27 22H28V20H27V22H24V21H22V19L21 18H19ZM39 17V16H38ZM89 17V16H88ZM87 17V18H88ZM146 17V16H145ZM153 16H151V18H152ZM223 17V16H222ZM243 17V16H242ZM241 17V18H242ZM24 18V17H23ZM26 18V17H25ZM149 18V16L147 17V19ZM154 18V17H153ZM171 18V19H172ZM189 18V17H188ZM191 18V17H190ZM229 18V17H228ZM231 18H233V17H231ZM240 18V19H241ZM2 19V18H1ZM27 19H28V17H27ZM30 19V18H29ZM109 19V18H108ZM140 19V18H139ZM145 20H147L146 18H144ZM156 19H157V17H156ZM184 19H187V20H185V21H183ZM212 19V18H211ZM211 19H209V20H211ZM77 19H75V21H76ZM90 20V19H89ZM92 20V19H91ZM101 20V19H100ZM143 20V19H142ZM145 20H143V21H145ZM153 20V19H152ZM151 20V21H152ZM159 20V19H158ZM172 20V21H173ZM178 20V21H177ZM231 20V19H230ZM243 20H245V21H247L246 19H244L243 18ZM1 21V20H0ZM8 21V20H7ZM26 21V20H25ZM32 21H33V19H32ZM94 21V20H93ZM95 21H96V19H95ZM98 21V20H97ZM171 21V22H172ZM221 21V20H220ZM234 21V20H233ZM241 21H242V19H241ZM31 22V21H30ZM37 22V21H36ZM108 22V21H107ZM130 22V21H129ZM156 22V21H155ZM155 22H154V24H153V21L152 22H150V23H152V26L153 25H155ZM174 22V21H173ZM216 22V21H215ZM227 22V21H226ZM244 22V21H243ZM252 22V21H251ZM1 23V22H0ZM32 23V22H31ZM96 24L98 23V22H95ZM108 23V24H109ZM139 23V22H138ZM143 23V22H142ZM228 23V22H227ZM241 23V22H240ZM247 24H249L250 25V21H247L246 22ZM30 24V23H29ZM28 23H27V25H29ZM148 24H149V22H148ZM217 24V23H216ZM238 24V23H237ZM246 24V25H247ZM26 25V26H27ZM86 25V24H85ZM98 25V24H97ZM136 25V24H135ZM151 25V24H150ZM150 25H148V26H150ZM171 25V24H170ZM176 25V26H175ZM192 25V24H191ZM213 25H215V24H213ZM228 25V24H227ZM226 25V26H227ZM241 25V24H240ZM243 25V24H242ZM77 26V25H76ZM100 26V25H99ZM98 26V27H99ZM136 26H138V25H136ZM152 26H150V27H152ZM21 27H23V26H21ZM25 27V26H24ZM33 28H34V26H32ZM75 27V26H74ZM98 27H97V29H98ZM102 27V26H101ZM130 27V29H132L131 28V26H129ZM132 27H133V25H132ZM135 27V26H134ZM141 27V26H140ZM149 27V28H150ZM182 27H181V30H183L182 29ZM215 27V26H214ZM234 27V26H233ZM248 26H246V28H247ZM69 28V30H71ZM100 28V27H99ZM155 27H152V29H154ZM180 28V27H179ZM192 28V27H191ZM198 28H199V26H198ZM226 28V27H225ZM245 28V27H244ZM244 28H243V26H242V29L244 30ZM18 29V28H17ZM96 29V28H95ZM119 29H120V27H119ZM134 29V28H133ZM143 29V31H144V27L142 28ZM146 29H147V27H146ZM151 29V28H150ZM151 29V31H154V30H152ZM217 29V28H216ZM9 30V29H8ZM23 30V29H22ZM37 30V29H36ZM75 30H77V29H75ZM180 30V31H181ZM187 30V29H186ZM198 30V29H197ZM241 30V29H240ZM245 30H247V29H245ZM12 31V30H11ZM18 31V30H17ZM26 31V30H25ZM129 31V30H128ZM131 31L133 32V30H130V33L128 34V36H130V34H131ZM180 31H179V33H180ZM185 31V30H184ZM216 31V30H215ZM218 31V30H217ZM227 31V30H226ZM8 32V31H7ZM62 32H64L63 33V35L61 34ZM70 32V31H69ZM115 32H117V31H115ZM183 32V31H182ZM186 32V31H185ZM199 32V31H198ZM230 32V31H229ZM37 33V32H36ZM72 33H73V31H72ZM71 33V34H72ZM75 33V32H74ZM82 33H81V37H82ZM142 33V32H141ZM150 33V32H149ZM184 33V32H183ZM243 33V32H242ZM250 33V32H249ZM13 34H14V32H13ZM61 34V35H60ZM133 34H134V32H133ZM176 34V33H175ZM224 34V33H223ZM229 34V33H228ZM231 34V33H230ZM17 35V34H16ZM56 35V36H55ZM69 35V34H68ZM74 35V34H73ZM97 35V34H96ZM116 36V38H114V39H117V34H115ZM143 35V34H142ZM146 35V34H145ZM151 35H153V34H151ZM170 35V34H169ZM165 36V37H163V49H168L169 47H170V41H169V38L168 37H170V36ZM176 35H178V32H177V34ZM246 35V34H245ZM244 34L241 36V39L243 38V36H245ZM13 36V35H12ZM28 36H29V34H28ZM27 36V37H28ZM66 36H64V37H66ZM109 36H112L113 38H111V37H109ZM127 36V37H128ZM133 36V35H132ZM138 36V34L133 38L134 40L133 41H131V42H133V43H131V44H134V42H135V38ZM150 36V35H149ZM148 36V37H149ZM179 36H180V34H179ZM196 36V34L194 35V32L193 31H191L190 32V34H188V37H187V39H186V44H185V48H184V56L182 57V59H183V62L181 63V65H180V67H178L177 69H175V70H172V71H170L169 73H167L165 76L164 75H162V69H161V67H159V73H158V75H159V79L157 80L158 81V84H157V91H159V89L162 87V85L164 84V81L165 80H168V81H170L169 80V78L171 77V76H174V77H176V81H175V85L173 86V95H174V103L171 105V107H170V109L171 110H173V109H178L179 108V104H178V100L180 101L181 100V98H182V96L180 97V93H179V85L181 84L180 82H184L185 81V75L187 74V68H188V65H189V62L188 61H190L191 60V58H193L194 56L196 57V59H197V62L199 61H201L202 59V52L204 51L203 50V42L201 43V41H199V39L198 38H196L195 37ZM235 36V35H234ZM14 37H15V35H14ZM34 37H35V35H34ZM75 37V36H74ZM80 37V38H81ZM139 37V36H138ZM137 37V38H138ZM143 37V36H142ZM225 37V36H224ZM229 37V36H228ZM246 37V36H245ZM250 37V36H249ZM261 37V40L263 39V36H260ZM32 38V37H31ZM59 38V39H60ZM67 38H70V37H66V39ZM73 38V37H72ZM110 38H111V41L113 42L112 44L110 43ZM179 38V37H178ZM235 39H236V36L234 37ZM247 38V37H246ZM15 39V38H14ZM60 39V40H61ZM71 39V38H70ZM98 39V40H97ZM128 39V38H127ZM131 39H132V37H131ZM147 39V38H146ZM43 40V39H42ZM41 40V41H42ZM55 40V41H56ZM64 40H65V38H64ZM63 40V41H64ZM74 40V39H73ZM73 40H70V41H72L73 42ZM78 40L80 41V39L78 38ZM129 40V39H128ZM127 40V42L129 43V41ZM140 40V39H139ZM178 40V39H177ZM234 40V39H233ZM242 40H244V42L247 40L248 41V39H242ZM14 41H16V40H14ZM29 41V40H28ZM54 41V42H55ZM78 41V42H79ZM179 41V40H178ZM203 41V40H202ZM222 41V40H221ZM19 42V41H18ZM30 42H31V40H30ZM56 42H58V45H57V43ZM55 42V44L53 43L52 44V47H51V52H50V57L52 58V61H53V67H55L54 68V70L53 71H49L48 69V66L49 65H47V61H49L48 59H47V57H48V55L47 54H45V47H44V43L42 42V45L41 44H39V45H41V47L39 48V50H38V52H39V56H37V60H36V63L34 64L35 65V69H36V71H35V74H34V76H35V79H33V88H32V90H31V92H27L26 91V89L23 87L21 90H20V92H19V94H18V96L16 97V99L14 100L15 102H14V114H13V117H12V119H11V122H10V119H8L9 120V122H10V124H9V122H8V125L10 126L11 125V127H12V130L11 131H9V137H8V139L10 140V142L12 143V145H13V147H14V151L12 152V156H11V160L12 159H14V157L15 156H17V152H16V147H18L19 148V152H23V154H24V160H25V163H26V165H28L29 167H27V169L28 168H30V171H31V173L30 172H28V170H27V172H28V174L30 173L31 174V176H30V178H31V181H35L36 180V177L37 176H40V178L42 179V189L44 188V191H42V193H44V195L46 194V195H48L49 196V198H50V200L53 202V203H55V205H57L56 207L58 208V206H63L64 207V209H65V212L64 213H61L62 215H60V214H58L57 212H55V214L57 213L58 215H60V221H58L59 222V224L58 225H60L62 228H63V230L65 229V230H67V232H68V234H69V236L72 238V240H73V242H74V244H75V246H76V249H77V252L75 253L74 251H73V253H75V256L76 257H74V256H72V257H74L73 259H70V260H68L70 257H71V255L68 253V255H70V257H68V259H67V261H69V262H66L67 264L68 263H70L71 261H72V263H73V261H76V263H73V264H121L122 262V260H123V258H125L124 257V252L122 251V249H121V240H122V238H125V236H129L131 233L130 232H128V230H129V224H130V219H131V217H132V213L130 212V210H129V208L127 207V202H125V199L122 197V195L120 196L119 195V193L117 194L116 192H115V189H113L114 187H116V186H113V185H115V184H113L112 185V183H111V181H110V178L109 177H107L106 176V174H104L103 173V168H104V159H103V157L101 156V150H100V148L98 147L99 145V143H100V141H99V138H97V141H96V154L98 155V160H96V162L95 161H93V160H91V159H83V158H78V159H76V161H75V163H74V161H73V154H72V151L70 150V147L68 146V144H66V146L65 147H63V149L62 150H57L58 152H59V155L57 156L56 155V157H55V160H52L51 158H50V156L48 155V153H45L46 151V149L44 148V150H42V148L44 147V146H40V145H45L46 144V142H47V137H45V136H43V137H41V135H40V133H41V131H42V128L45 126V123H46V121H47V118H48V116H47V110L49 111V109H48V107H49V105L52 103V101H53V99H54V96H55V92H56V90H57V87L58 86H60V84L62 83V81H61V66L59 65V61H60V64H61V61L62 60H60V58H62L61 56H60V53L62 54V52H61V48H62V46L60 47V44H59V42L60 41H56ZM65 42V41H64ZM66 42H69L68 41V39H67V41ZM65 42V43H66ZM137 42V41H136ZM139 42V41H138ZM137 42V43H138ZM141 42H142V40H141ZM182 42V41H181ZM224 42V41H223ZM235 42V41H234ZM242 42V41H241ZM244 42H242L241 44L242 45H240V46H243L245 43ZM249 42V41H248ZM264 42V41H263ZM16 43H17V41H16ZM40 43V42H39ZM74 43V42H73ZM85 43V42H84ZM83 43V44H84ZM149 43H150V40H149ZM180 43V42H179ZM236 43V42H235ZM244 43V44H243ZM247 43V42H246ZM131 44H129L130 46H131ZM140 43H138V45H139ZM10 45H12V44H10ZM21 45V44H20ZM23 45V44H22ZM48 45V44H47ZM63 46L65 45L64 43L62 44ZM81 45L82 44H79L78 46H80V48H82L81 47ZM115 46H116V44H114ZM128 45V44H127ZM151 45V44H150ZM137 46V45H136ZM144 46V45H143ZM237 44H236V49H237ZM246 46V45H245ZM19 47V46H18ZM21 47V46H20ZM19 47V48H20ZM121 47V46H120ZM132 47V49H131V51H133V53L135 54V52H136V50H135V44H134V46L132 45L131 46ZM130 47V48H131ZM233 47V46H232ZM234 47V48H235ZM244 47V46H243ZM10 48V47H9ZM207 48V47H206ZM241 49H242V47H240ZM246 48V47H245ZM260 48V47H259ZM15 49V48H14ZM113 49V48H112ZM123 49H124V45H123V48L121 47V49L119 50L118 49V52H117V50H116V59H115V65H114V69H118V68H120V65H121V56H122V51H123ZM137 49V48H136ZM139 49V48H138ZM137 49V50H138ZM143 49V48H142ZM19 50V49H18ZM22 50V49H21ZM45 50V51H44ZM126 50V49H125ZM245 50V49H244ZM243 50V51H244ZM9 51V50H8ZM239 51V50H238ZM237 51V52H238ZM241 52H242V50H240ZM239 51V52H240ZM12 52L14 53L15 51H13L12 50ZM28 52V51H27ZM84 52V51H83ZM111 52V51H110ZM125 52V51H124ZM235 52V51H234ZM238 52V53H239ZM246 52V51H245ZM23 53V52H22ZM81 53V52H80ZM87 53V52H86ZM204 53V52H203ZM243 53V52H242ZM9 54V53H8ZM17 54V53H16ZM71 54V53H70ZM84 54V53H83ZM240 54V55H239ZM238 54V59H241L243 56H242V54L241 53H239ZM11 55V54H10ZM86 55V54H85ZM124 55V54H123ZM141 55H142V53H141ZM235 55V54H234ZM243 55H244V53H243ZM262 55V54H261ZM27 56V55H26ZM87 56V55H86ZM114 56H115V54H114ZM145 58H146V56L145 55H143ZM204 56V55H203ZM246 56V55H245ZM7 57V56H6ZM12 57H13V55H12ZM15 57H16V55H15ZM20 57V56H19ZM10 58V57H9ZM22 58V57H21ZM28 57H26V59H27ZM90 58V57H89ZM88 57H87V59L86 60H88L89 59ZM107 58H108V61H107ZM236 58V57H235ZM24 59V58H23ZM72 59V58H71ZM181 59V60H182ZM230 59V58H229ZM9 60V59H8ZM25 60V59H24ZM82 60V59H81ZM85 60V61H86ZM131 60V59H130ZM144 60V59H143ZM143 60H141V61H143ZM7 61V60H6ZM12 61H14V60H12ZM19 61V60H18ZM152 62V61H151ZM177 62V61H176ZM234 62H237V61H235L234 60ZM7 63V62H6ZM22 63V62H21ZM20 63V64H21ZM26 63V62H25ZM87 63V62H86ZM85 63V64H86ZM142 63V62H141ZM148 63V62H147ZM63 64V63H62ZM69 64V63H68ZM80 64V63H79ZM130 64V63H129ZM152 64V63H151ZM176 64V63H175ZM7 65H9V64H7ZM13 65V64H12ZM23 65V64H22ZM21 65V66H22ZM25 65V64H24ZM50 65H51V62H50ZM52 66V65H51ZM170 66V65H169ZM263 66H264V58H263ZM50 67V66H49ZM134 67V66H133ZM21 68V67H20ZM72 68L74 69L75 67H73L72 66ZM107 68V67H106ZM7 69V68H6ZM12 69V68H11ZM80 69V68H79ZM91 69H92V72H91ZM201 69V68H200ZM9 70V69H8ZM16 70V69H15ZM139 70V69H138ZM204 70H206V67H205V69ZM24 71V70H23ZM22 71V72H23ZM77 71V69L75 70V72ZM195 71V70H194ZM4 72V71H3ZM21 72V73H22ZM71 72H73V71H71L70 70V74H72ZM74 72V75H72L71 76V78L70 79H72V80H70L71 81V85H73V83L74 84H76L78 81H77V78L80 76V75H77L78 74V71L75 73ZM81 72V71H80ZM138 72H141V71H138ZM7 73V72H6ZM19 73V72H18ZM142 73V72H141ZM140 73V74H141ZM145 73V72H144ZM144 73H142V74H144ZM151 73V72H150ZM204 73V72H203ZM236 73V72H235ZM243 73V72H242ZM15 74V73H14ZM23 74V73H22ZM139 74V73H138ZM137 74V75H138ZM6 75V74H5ZM4 75V77H6ZM21 75V74H20ZM124 75V74H123ZM15 76V75H14ZM33 76V77H34ZM76 76H78V77H76ZM139 76V75H138ZM203 76V75H202ZM19 77V76H18ZM28 77V76H27ZM63 78V77H62ZM80 78V77H79ZM78 78V79H79ZM112 79V78H111ZM133 79V78H132ZM152 79V78H151ZM171 79V78H170ZM216 79H217V77H216ZM219 79V78H218ZM20 80H21V78H20ZM86 80V81H87ZM113 84H114V86H115V89H116V94H117V98L118 99H120V100H122V95L124 94V93H126V92H124L126 89H124L123 87H122V85H120V83H119V81H118V79L114 76L113 77ZM256 80V79H255ZM168 81H166L167 82V84H168ZM210 81V80H209ZM222 81V80H221ZM6 82V81H5ZM26 82H27V80H26ZM49 82H52L51 84L49 83ZM131 82V81H130ZM215 82V81H214ZM213 82V83H214ZM68 83H69V81H68ZM68 83H67V85H68ZM106 83V84H105ZM126 83V82H125ZM257 83V82H256ZM70 84V83H69ZM124 84V83H123ZM169 84H170V82H169ZM126 85H127V83H126ZM129 85H131V84H129ZM190 85V84H189ZM3 86V85H2ZM11 86V85H10ZM69 86V85H68ZM76 86V85H75ZM75 86H74V88H75ZM69 87H71V86H69ZM72 88H73V86H72ZM71 88V89H72ZM109 88V87H108ZM168 88V87H167ZM211 88V87H210ZM68 89V88H67ZM70 89V88H69ZM68 89V91L67 92H69L70 90ZM199 89V88H198ZM230 89V88H229ZM10 90V89H9ZM8 90V91H9ZM82 90V89H81ZM200 90V89H199ZM7 91V92H8ZM58 91V90H57ZM72 91V90H71ZM157 91H156V93H157ZM198 93H199V91H197ZM6 93V92H5ZM30 93V94H29ZM70 93V92H69ZM69 93H66V95L68 94V95H71V94H69ZM71 93H73V92H71ZM76 93V92H75ZM74 93V94H75ZM187 93V92H186ZM198 93H196V94H198ZM29 94V95H28ZM212 94V93H211ZM58 95V94H57ZM65 95V96H66ZM67 95V96H68ZM185 95H187V94H185ZM64 96V97H65ZM72 96V95H71ZM76 96V95H75ZM124 96V95H123ZM9 98V97H8ZM70 96H69V98H65L64 99V104H65V107L67 108V110L69 111V113H70V117L72 116L74 119H75V121L77 120V118L75 117V109L77 108V105L76 106H74V104L76 103H74L73 104V100L71 101L70 100ZM159 97H158V95L157 96H155V109H156V115H159V116H161V118L165 115V113L168 111V106L166 105V104H160L159 103V99H158ZM167 98V97H166ZM180 98V99H179ZM187 98V97H186ZM27 99H28V101H27ZM5 100V99H4ZM127 100H128V98H127ZM127 100L125 99V102H127ZM170 100V99H169ZM255 100V99H254ZM2 101V100H1ZM103 101V100H102ZM129 101H130V99H129ZM128 101V102H129ZM186 101V100H185ZM26 102V103H25ZM83 102V101H82ZM92 102H93V100H92ZM84 103V102H83ZM101 103V102H100ZM94 104V103H93ZM52 107V106H51ZM76 107V108H75ZM127 107H128V105H127ZM85 108V107H84ZM108 108V107H107ZM142 108V107H141ZM240 108V107H239ZM135 109V108H134ZM91 110V109H90ZM133 110V109H132ZM241 110V109H240ZM95 111V110H94ZM193 111V110H192ZM131 112V111H130ZM11 113V112H10ZM95 113H96V111H95ZM94 113V114H95ZM141 113V112H140ZM205 113V112H204ZM96 114H98V113H96ZM114 114H115V116L119 119V121H120V135H119V138H118V140H117V142H116V144H115V146H114V149H113V153H112V155L110 156V158H109V164H110V167L109 168H111L109 171H112V173H113V175H115L116 176V178H117V182H118V186H120L119 188H120V190L122 189V191H123V193H124V195H126V197H129L130 199H131V201H132V203L135 205V207H137V209H138V215H137V221H136V224L134 225L135 226V235L136 236H138V244L137 245H135L134 243H131V241L129 242V244H128V250H129V253H128V256L126 257L127 259H126V261H125V264H189V262H190V260H189V262H186V259L184 260V253L183 252H181V250H180V248H179V250H177V251H179V252H181V253H183L182 254V256H180L181 255V253H180V255H178L177 254V252L175 253V252H173V249L172 250H169V251H167L168 250V248L164 245V243H165V241H162V242H160L159 243V241L160 240H156L155 239V237L156 238H160V236H155L154 237V233L152 234V230H154L153 229V224L151 223V222H153V220L152 219H150V215H149V207L146 205L147 203H144V201H141L142 200V196H141V200L139 199V196L137 195V190H136V185H135V182H134V180H133V177H131L130 175H131V173L128 175L127 174V172H125V167H124V157L126 156V154L127 153H129L130 152V134L131 133H129V130H128V128H127V126L125 125V123H124V119H123V116H122V114H121V112H120V110L119 109H115V112H114ZM133 114V113H132ZM131 114V115H132ZM77 115V114H76ZM90 115H91V112H90ZM107 114H106V106L104 107V110H103V114H98V115H96V117H95V120L92 122V120L90 119V116H89V114H88V116H84L85 117V122L87 123V125L88 126H93L94 127V130H95V134H97V136H100V135H102L104 132H105V130H106V127H107V122H106V120H105V117H107L106 116ZM206 115V114H205ZM191 116V115H190ZM204 116V115H203ZM89 117V118H88ZM133 117V116H132ZM142 117V116H141ZM177 117V116H176ZM204 117H206V116H204ZM72 118V119H73ZM64 119V118H63ZM142 119V118H141ZM140 119V120H141ZM193 119V118H192ZM79 120V119H78ZM154 120V119H153ZM157 120V119H156ZM161 120V119H160ZM159 120V123H158V125L156 126V134H157V136L161 139V147H160V149H158V151L160 152H165V158H164V166H163V169H162V171L160 172V175H158V177H159V179H158V185H157V190L156 191H158L159 189H161V190H159V193L157 194V195H161L162 197L159 199V198H157L155 201H157L156 202V206H157V208H161V210H162V207L164 208V209H166L165 208V201H166V199L170 196H168V197H166V194H174V195H176V200H177V196H179L180 197V199L182 198V199H184V200H190L189 201V203H191V206H193V207H195V205L197 206V203H198V201H200L202 198V196H205V195H203L202 194V196H201V192H199L200 193V195L198 194V195H195V196H193V194L191 193L192 192V190L194 189V187H195V190H196V188H201V181H200V179H195L194 181H191L192 180V174H191V166H190V164L189 163H185V158H187L188 156H187V154H188V152H187V147L185 146V142L183 141L184 139H185V136L184 135H186L187 134V132H186V130L185 129H183V128H181V127H179V124L177 123V122H175L174 120H171V119H167V120H164V121H160ZM144 121V120H143ZM203 121V120H202ZM60 123V119H59V117L54 121V126H56V125H58ZM193 123V122H192ZM192 123H190V124H192ZM79 124V123H78ZM145 124V123H144ZM147 124V123H146ZM153 124H155V123H153ZM181 124V123H180ZM207 124V123H206ZM238 124V123H237ZM86 125V126H87ZM61 126V125H60ZM141 126H143V125H141ZM187 126V125H186ZM10 127V128H11ZM73 127V126H72ZM208 127V126H207ZM149 128V127H148ZM186 128V127H185ZM201 128V127H200ZM203 128V127H202ZM216 128H218V127H216ZM214 129L213 131H212V133H211V135H212V137L213 136H215V135H218V129ZM64 129V128H63ZM142 130V129H141ZM199 131H198V137L202 134V129H198ZM237 131V130H236ZM152 132V131H151ZM204 132V131H203ZM142 133V132H141ZM146 133H148V132H146ZM263 135H264V132H261ZM35 135V137H36V150L37 151H35V149H34V144H32V141H30V144H29V142H28V140H31V135ZM56 134V133H55ZM69 134V132H67L65 135H64V137H67V135ZM180 135V136H182L184 139L183 140H181V143H180V145H179V147L178 148H176V149H173V151L172 152H170L169 150H170V148L172 147V145H173V143H174V140H175V138H176V136L177 135ZM152 135V134H151ZM241 135V134H240ZM258 135V129L256 128V126H253V128H252V132H251V137L253 138V140H252V142L250 143V144H253V146L255 145V137ZM141 136V135H140ZM144 136V135H143ZM208 136V135H207ZM255 136V137H254ZM261 136V135H260ZM69 137V136H68ZM136 137V140L138 141V146H137V148H136V150L135 151H137V154L139 155V157H142V158H144V151H143V147H142V145L143 144H140V139H139V136H135ZM142 137V136H141ZM247 138V137H246ZM251 138V139H252ZM257 138V137H256ZM259 139L261 138V137H258ZM142 139V138H141ZM147 139H148V137H147ZM240 139V138H239ZM263 139H264V136H263ZM235 140V139H234ZM241 140V139H240ZM247 140V139H246ZM245 140V141H246ZM257 141H258V139H256ZM72 141V140H71ZM155 141V140H154ZM207 141H208V139H207ZM213 141V140H212ZM224 141V140H223ZM244 141V142H245ZM256 141V143H257V145H258V142ZM188 142V141H187ZM190 142V141H189ZM226 142H227V140H226ZM230 142V141H229ZM241 142H243V141H241ZM263 143H264V141H262ZM23 143L26 145V147H25V145H24V147H22V145H23ZM68 143V142H67ZM207 143H209V142H207ZM235 143V142H234ZM238 143V142H237ZM151 144H152V142H151ZM199 144V143H198ZM200 144H202V143H200ZM225 144H227V143H225ZM240 143H238V146H240L239 145ZM245 144V143H244ZM246 144H247V142H246ZM132 145V144H131ZM189 145H190V143H189ZM189 145H188V147H189ZM222 144H220V143H218V144H214V146H213V149L211 150V152H210V154H208V155H210L209 157H212V155H214V158L216 157V162H222V161H224V162H227V160H224V156H223V153H222V155L219 153V151H218V149L220 148V146H221ZM235 145H236V143H235ZM243 145V144H242ZM249 145V144H248ZM257 145H256V147H257ZM259 145H260V142H259ZM261 145H264V144H261ZM260 145V146H261ZM153 146V145H152ZM228 146V145H227ZM230 146H231V144H230ZM252 146V145H251ZM250 146V147H251ZM259 146V147H260ZM154 147V146H153ZM152 147V148H153ZM222 147V146H221ZM226 147V146H225ZM243 147V146H242ZM262 147H264V146H261V148ZM2 148H4V143H3V141L0 139V149H2ZM199 148H201L202 150H203V152L205 151L204 150V148H202V147H199ZM230 149H231V147H229ZM234 148H236V147H234ZM239 148V147H238ZM249 147H247V149H248ZM252 148V147H251ZM250 148V149H251ZM261 148H260V150H261ZM201 149H199L198 151L200 152V150ZM245 149V148H244ZM246 149V150H247ZM263 149V148H262ZM80 150V149H79ZM188 150H190L189 148H188ZM232 150V149H231ZM239 150L240 149H237L236 151H233V152H230L231 153V157H235V156H237L238 157V155H240V157H238V159L240 158V160H241V158L243 157L242 156V152H239ZM256 150H258L259 151V149H256ZM10 151V150H9ZM45 151V152H44ZM157 151V150H156ZM196 151V150H195ZM194 151V152H195ZM253 151H254V148H253ZM261 151H263L262 152V154L264 153V149L263 150H261ZM57 152V153H58ZM175 152V153H174ZM256 152V151H255ZM255 152H254V154H255ZM156 153L157 152H155V154H154V156H156ZM196 153V152H195ZM198 153V152H197ZM206 153V152H205ZM228 153V152H227ZM229 153V154H230ZM240 153V154H239ZM247 153V152H246ZM251 153V152H250ZM258 152H256V154H257ZM261 153V152H260ZM199 154V153H198ZM128 155V154H127ZM192 155H193V153H192ZM201 154H199V156H200ZM206 155V154H205ZM208 155H207V158H208ZM226 155V154H225ZM154 156H152V157H154ZM187 156V157H186ZM197 156V155H196ZM204 156V155H203ZM257 156H259V160H261L260 159V157H261V154L260 155H258L257 154ZM263 156V155H262ZM205 157V156H204ZM203 157V158H204ZM228 157H229V155H228ZM228 157H226V158H228ZM254 156H252V158H253ZM195 158V157H194ZM258 158V157H257ZM261 158H263V157H261ZM153 159V158H152ZM190 159H191V157H190ZM229 159H231L230 157L228 158V162H229ZM254 159V158H253ZM15 160H17V159H15ZM114 160H115V167H113V163H114ZM154 160H155V158H154ZM187 160V159H186ZM211 160H212V158H211ZM210 160V161H211ZM219 160V161H218ZM255 160V159H254ZM258 160V159H257ZM13 161V160H12ZM12 161H10V170L13 168V163H11ZM157 161V160H156ZM201 161V160H200ZM206 161V160H205ZM204 161V162H205ZM209 161V162H210ZM237 161V159L235 158V162ZM243 161V160H242ZM249 161V160H248ZM251 161V160H250ZM262 161H263V159H262ZM202 162V161H201ZM206 162H208V160L206 161ZM212 162V161H211ZM245 162V161H244ZM247 162V161H246ZM253 162H257V161H253ZM252 162V163H253ZM260 162V161H259ZM238 163H240V162H238ZM243 163V162H242ZM251 163V162H250ZM251 163V164H252ZM20 164H21V166L20 167H22L23 166V164L20 162ZM202 164V163H201ZM213 164V163H212ZM232 164V163H231ZM250 164V166H252ZM253 164H256V163H253ZM129 165V164H128ZM153 165H155V162H154V164ZM200 165V164H199ZM220 165V164H219ZM234 165V164H233ZM236 165V164H235ZM257 165L259 166V164L257 163ZM261 165L263 166V164L261 163ZM202 166H203V164H202ZM213 166V165H212ZM255 166V165H254ZM253 166V168H255ZM258 166H256L257 168V171H258ZM55 167L58 169V171H59V174H60V176L64 179V181H66L67 183H69V184H73L74 185V188L72 187L71 189L70 188H67V187H64V185H63V183L62 182H60L59 183V178H58V176L56 175V173H54V169H55ZM153 167V166H152ZM155 167V166H154ZM153 167V168H154ZM157 167H158V165H157ZM194 167H195V164H194ZM197 167V166H196ZM207 167V165H205V168ZM208 167H210V169L212 168L211 166H208ZM217 167H218V165H217ZM220 167H223L222 166V163H221V166ZM220 167H219V170H218V172L221 174L223 171H221L222 170V168L220 169ZM228 167H229V165H228ZM239 167V164L237 165V167L236 168H238ZM249 167V166H248ZM105 168H106V166H105ZM156 168V167H155ZM235 168V167H234ZM236 168H235V173H236ZM243 168V167H242ZM247 168V167H246ZM251 168L252 167H250V173H251V171H252V184H259V185H261V189L263 188V190H264V176L263 175H254V172H253V168H252V170H251ZM261 168V167H260ZM17 169V168H16ZM145 169V168H144ZM156 169H158V168H156ZM201 169H203L202 167H201ZM209 169V170H210ZM22 170H24V168L22 169ZM21 170V171H22ZM129 170V169H128ZM132 170V169H131ZM147 170V169H146ZM145 170V172H147ZM150 170H152L151 168H150ZM213 170V169H212ZM212 170H211V172H212ZM225 170V169H224ZM141 171V170H140ZM157 171V170H156ZM155 171V172H156ZM232 171H234V170H232ZM232 171H231V174H232ZM239 171H240V169H239ZM249 171V170H248ZM260 171V170H259ZM263 171V170H262ZM16 172H18V171H16ZM26 172V171H25ZM26 172V173H27ZM131 172V171H130ZM135 172V171H134ZM137 172V171H136ZM154 172V173H155ZM201 172V171H200ZM225 172V171H224ZM25 173V174H26ZM132 173H133V171H132ZM256 173V172H255ZM260 173V172H259ZM262 173V172H261ZM136 174H138V172L136 173ZM136 174H134V175H136ZM141 174V173H140ZM144 174V173H143ZM206 174V173H205ZM204 174V175H205ZM210 174V173H209ZM208 174V175H209ZM223 174V173H222ZM226 174V173H225ZM233 174H234V172H233ZM232 174V177H230V178H228V180H230V181H233L234 182V180H236V179H238V178H235L234 176H235V174L233 175ZM236 174H238V173H236ZM240 174H241V171H240ZM245 174V173H244ZM243 174V175H244ZM248 174H249V172H248ZM142 175V174H141ZM140 175V176H141ZM146 175V174H145ZM207 175V174H206ZM229 175V174H228ZM10 176H11V174H10ZM13 176L14 175H12V177L11 178H13ZM22 176H23V174H22ZM133 176V175H132ZM155 176V175H154ZM153 176V177H154ZM201 176V175H200ZM230 176V175H229ZM237 176V175H236ZM240 176H242V174L240 175ZM239 176V178H241ZM137 177V176H136ZM147 177V176H146ZM146 177H144V175H143V178H146ZM149 177V176H148ZM213 177V173H212V176H211V178ZM224 177V176H223ZM152 178V177H151ZM191 178V179H190ZM195 178V177H194ZM205 178V177H204ZM207 178H208V176H207ZM206 178V179H207ZM21 179V178H20ZM32 179H34V180H32ZM112 179V178H111ZM136 179V178H135ZM137 179H138V177H137ZM147 179L148 178H146V180H144L143 181V185L142 186H144L145 187V189L146 188H148V187H150V185H152L150 182L152 181V179H151V181H149L150 180V177H149V179H148V181H147ZM156 179V178H155ZM249 179H250V177H249ZM248 179V180H249ZM15 179H12L11 180V183L9 184L10 186H11V188H12V190L16 193V195L18 196V198H19V203H21L22 205H27L28 204V201H27V199H28V195L32 192H30V186H29V183L27 182V181H25V178L24 179H22V181L24 182H27L28 184L27 185H25V187H20L19 186V184L16 182V181H14ZM27 180V179H26ZM139 180V179H138ZM137 180V181H138ZM140 180H141V177H140ZM208 180V179H207ZM239 180V179H238ZM22 181H21V183H22ZM156 181V180H155ZM216 181V180H215ZM230 181H229V184H230ZM244 181V180H243ZM10 182V181H9ZM36 182V181H35ZM35 182H32L33 184L35 183ZM40 182V181H39ZM113 182V181H112ZM156 182V183H157ZM193 182V183H192ZM217 182V181H216ZM216 182H215V184H216ZM228 182V181H227ZM237 182V181H236ZM250 182V181H249ZM248 182V183H249ZM241 183V182H240ZM246 183V182H245ZM36 184V183H35ZM34 184V185H35ZM141 184V183H140ZM214 184V185H215ZM219 184V183H218ZM231 184H234V183H231ZM1 185V184H0ZM33 185V186H34ZM38 185V184H37ZM206 185V184H205ZM228 185V184H227ZM226 185V186H227ZM235 185H237V184H234V186ZM238 185H239V183H238ZM249 184H247L246 186H248ZM251 185V184H250ZM3 186V185H2ZM113 186V187H112ZM139 186V185H138ZM154 186H155V184H154ZM192 186H193V189L191 190V188H192ZM234 186H232V187H234ZM240 186H242V184L240 185ZM240 186H236V187H234L233 188V192L234 193H238L239 194V188H241ZM1 187V186H0ZM144 187H142V188H144ZM3 188V187H2ZM34 188H36L35 186H34ZM159 188V189H158ZM202 188H205L204 186H202ZM209 188V187H208ZM226 188V187H225ZM228 188V187H227ZM244 188V187H243ZM248 188V187H247ZM37 189V188H36ZM141 189V188H140ZM144 189V190H145ZM150 188H148V190H149ZM216 189V188H215ZM252 189V188H251ZM4 189H2V191H3ZM119 190V189H118ZM118 190H117V192H118ZM147 190V189H146ZM147 190V191H148ZM151 190V189H150ZM150 190L147 192V193H149L150 192ZM153 190V189H152ZM151 190V191H152ZM195 190H194V192L193 193H195ZM199 190H203V189H199ZM226 190V189H225ZM240 190H242V189H240ZM248 190H250V189H247V191ZM5 191V190H4ZM39 191V193H41L40 191V189L38 190ZM155 191V190H154ZM191 191V192H190ZM204 191H205V189H204ZM210 191V190H209ZM228 191V190H227ZM0 192H1V189H0ZM13 192V193H14ZM197 192V193H198ZM206 192V191H205ZM252 192V191H251ZM152 193V192H151ZM157 193V192H156ZM156 193H155V196H156ZM232 193V192H231ZM242 193V192H241ZM243 193H244V189H243ZM258 193V192H257ZM262 193V192H261ZM209 194V193H208ZM225 194V193H224ZM230 194V193H229ZM228 194V195H229ZM237 194V195H238ZM3 195H5L4 197H6V194H4L3 193ZM44 195H43V197H44ZM123 195V196H124ZM153 195V194H152ZM160 195H159V197H160ZM223 195V194H222ZM222 195H221V197H222ZM241 195V194H240ZM1 196V195H0ZM30 196H31V194H30ZM38 196H40V195H38ZM144 196V195H143ZM239 196V195H238ZM248 196V195H247ZM262 196V195H261ZM150 197V196H149ZM158 197V196H157ZM218 197V196H217ZM226 197V196H225ZM236 197V196H235ZM257 197V196H256ZM31 198H32V196H31ZM31 198H30V202H33L34 203V201H31ZM35 198V197H34ZM40 198V197H39ZM206 198V197H205ZM208 198V197H207ZM206 198V199H207ZM230 198V197H229ZM263 198V197H262ZM42 199V198H41ZM40 199V200H41ZM44 199V198H43ZM150 199H151V197H150ZM170 199V198H169ZM168 199V200H169ZM173 200H174V197L172 198ZM179 199V200H180ZM181 199V200H182ZM215 199H216V197H215ZM247 199V198H246ZM254 199V198H253ZM256 199V198H255ZM1 200H4L3 198L1 199L0 198V201ZM37 200V199H36ZM40 200H39V202H40ZM45 200V199H44ZM48 200V199H47ZM49 200V201H50ZM152 200V199H151ZM176 200H174V201H176ZM217 200V199H216ZM236 200V199H235ZM38 201V200H37ZM46 201V200H45ZM202 201H204V197H203V199H202ZM202 201L200 202V205H199V208L201 209L202 208V204H204V202H209L210 200H208L207 199V201H204L203 203H202ZM215 201V200H214ZM218 201V200H217ZM233 201V200H232ZM238 201H239V198H238ZM246 201V200H245ZM250 201H251V199H250ZM18 202V201H17ZM36 202V201H35ZM42 202V201H41ZM40 202V203H41ZM166 202H168V201H166ZM171 202V201H170ZM170 202H169V204H170ZM220 202V201H219ZM225 202V201H224ZM249 202V201H248ZM252 202V201H251ZM250 202V203H251ZM32 203V204H33ZM39 203V204H40ZM44 203V202H43ZM151 203H153V201L151 202ZM173 203V202H172ZM185 203V202H184ZM211 204H212V201L210 202ZM209 203V204H210ZM223 203V202H222ZM233 203V202H232ZM242 203H243V201H242ZM246 203V202H245ZM244 203V204H245ZM256 203V202H255ZM262 203H264V202H262ZM1 204V203H0ZM2 204H3V202H2ZM35 204V203H34ZM33 204V205H34ZM39 204H38V209H37V205L36 206H34V209L36 208L37 209V211L39 210L40 211V206H39ZM51 204V203H50ZM168 204V203H167ZM177 204V203H176ZM175 204V205H176ZM206 204V203H205ZM211 204H210V206H211ZM218 204V203H217ZM221 204V203H220ZM228 204V203H227ZM243 204V205H244ZM41 205H43V204H41ZM47 205V204H46ZM149 205V204H148ZM154 205V204H153ZM187 205V204H186ZM259 205V204H258ZM262 205V204H261ZM264 205V204H263ZM5 206V205H4ZM171 206H173V205H170V207ZM181 204L178 206V208H179V211H182V209H181V207L183 208L184 206H181ZM191 206H189V207H191ZM206 206V209H204L205 211H201L200 209V211L203 213L204 212V215H203V219L202 220H200V222L202 221V222H204L203 224L205 225L206 223H208V224H206L205 225V227L204 226H202V223L200 224L199 223V225H200V228H201V226H202V228L204 227V231L206 232V241H208V244L209 245H207V246H211V247H209V248H213L214 250L215 249H217V251L216 252H214V253H216L215 255L217 256H215L216 258H217V262H219V264H233L234 262L233 261H231V259L229 258V256L231 255L230 253H231V251L233 252V250H234V248H236V247H240L239 245L238 246H236V247H234V248H232L233 246V244L232 243H230V244H232V245H230V247H228L227 245V247L229 248V251L228 250H226V249H224V248H222L223 247V243L225 242H222L223 240V235L221 234L222 233V231H220L219 233L222 235V241H220V242H222V244L218 241V238L220 237L219 235H218V230L217 229H219V228H216L215 230H214V228H215V224L217 223V219H218V214H216L215 212V209L216 208H214L213 206H214V204H212V207H210L209 205H205ZM223 206V205H222ZM226 206H228V205H226ZM245 206H246V204H245ZM247 206H249V205H247ZM1 207V206H0ZM27 207V206H26ZM43 207H45V206H43ZM66 207V208H65ZM177 207V206H176ZM198 207V206H197ZM219 207V206H218ZM221 207V206H220ZM242 207V206H241ZM257 207V206H256ZM264 207V206H263ZM260 208L259 210H257L256 211V217H257V220L259 221V228L258 227H255V225L256 224H253V223H255L256 222V219L255 218H253V219H255V221H253L252 220V217L250 218V220H247L248 221V230H247V232L246 233H242V232H244L245 231V228L244 229H241L242 230V235H243V242L244 243H246V241H247V239L249 238V237H253V238H255V240H258L260 243H259V246L257 245H252V248H249V246H250V244H249V246H248V248H244L243 249V246H242V249L243 250H247V251H249L250 252V254L249 255H251V254H253V258L255 259V257L258 255V257H259V255H261L262 253V261H260V262H262L263 263V258H264V208ZM23 208V207H22ZM48 208H50V207H48L47 206V208L45 209V211H47V212H49L48 210ZM52 208V207H51ZM156 208V209H157ZM173 208H175V207H173ZM188 208V207H187ZM196 208V207H195ZM222 208V207H221ZM30 209V208H29ZM34 209H33V211H34ZM35 209V210H36ZM42 210L41 211H43V208H41ZM54 209H56V208H54ZM153 209H155L154 208V206H153ZM163 209V210H164ZM190 209V208H189ZM203 209V208H202ZM218 209V208H217ZM256 209V208H255ZM1 210V209H0ZM5 210H7L6 208H5ZM25 210H27V209H25ZM53 210V209H52ZM58 210V209H57ZM161 210H159V211H161ZM169 210V209H168ZM193 210V209H192ZM196 210V209H195ZM195 210H193L195 213H197L199 210H198V208H197V212L195 211ZM221 210V209H220ZM240 210V205H239V203H237V202H235V203H233L232 204V207L230 208V210H229V212H231L232 214H234L233 216H235L236 214H237V212ZM2 211V210H1ZM0 211V212H1ZM32 211V212H33ZM37 211H36V213H37ZM41 211H40V213H41ZM50 211H51V209H50ZM167 210H164L163 211V213H165ZM170 211V210H169ZM188 211V210H187ZM198 212V213H200L201 214V212ZM228 211V209H224V211L222 212L223 213V216L222 217H224V220H223V222H222V224H221V230L223 229L224 230V228H225V226L227 225V221H228V217H229V212H227ZM245 211V210H244ZM249 211V210H248ZM252 211H254V210H252ZM52 212V211H51ZM50 212V213H51ZM54 212V211H53ZM52 212V213H53ZM158 212V211H157ZM168 212V211H167ZM166 212V213H167ZM171 212V211H170ZM174 212H175V209H174ZM194 212H191V213H194ZM255 212V211H254ZM2 213V212H1ZM8 213V212H7ZM11 213L13 214V212L11 211H9V214H7L8 216H6L7 218H9L10 220H8L7 222L9 223V225H10V229L11 230H13V233H14V235H16L17 236V238H19V239H17V240H20V242H18L17 240V242L18 243H20L21 245L23 244L26 248H27V250L29 251V252H32L31 253V255H27V257H26V259H24V260H18L16 257H15V259H17V260H15V262H13L14 260H13V258L12 259H10L9 260V262H11V260H13L11 263L12 264H43L44 263V261L43 260H41V259H38L37 257H34V255H32L33 253L36 255V256H40V255H42V254H44L45 255V251H46V253H48V251L46 250L47 248V246L48 245H50V250L51 251H53L51 248H58L59 246H56L58 243V245H60V244H62L61 242H64V241H62V239L60 238V237H58V235H56L55 233H54V235L52 234V232H50V230L48 229H46L44 226H40L41 224L43 225L44 223L43 222H41L39 219H36V220H34V219H30V220H26V222L25 223H23V220H21L22 221V223H23V225H21V224H19L18 222H21V221H18V222H16L17 220H19L18 218H17V220L15 221V216L14 215H11ZM19 213V212H18ZM35 213V214H36ZM39 213V212H38ZM39 213V214H40ZM46 213V212H45ZM45 213H43V215H46ZM161 213H162V211H161ZM169 213V212H168ZM185 213V212H184ZM188 213V212H187ZM252 213V212H251ZM5 214V213H4ZM15 214V213H14ZM151 214V213H150ZM157 214V213H156ZM186 214V213H185ZM189 214H190V212H189ZM199 214V215H200ZM244 214V213H243ZM248 214H250L249 212L247 213V215ZM1 215V214H0ZM3 215V214H2ZM34 215V214H33ZM155 215V214H154ZM159 215H160V213H159ZM162 215V214H161ZM165 215V214H164ZM167 215V214H166ZM170 215V214H169ZM171 215H173V213H171ZM192 215H194V214H192ZM251 215V214H250ZM48 216V215H47ZM46 216V217H47ZM55 216L56 215H54V218H55ZM157 216H158V214H157ZM174 216V215H173ZM186 216V215H185ZM188 216V215H187ZM191 216V215H190ZM188 217V218H191V217ZM232 216V217H233ZM243 216V215H242ZM249 216V215H248ZM251 216H253V214L251 215ZM4 218V219H7V218ZM159 217V216H158ZM162 217L164 218V216L162 215ZM169 217H171L172 218V216H169ZM176 217H177V214H176ZM175 217V218H176ZM183 218H184V215L182 216ZM181 217V218H182ZM201 217H202V214H201V216H200V218H198V219H201ZM220 217V216H219ZM221 217V218H222ZM230 217H231V215H230ZM254 217H255V213H254ZM52 218V217H51ZM153 218V217H152ZM163 218L161 219V218H159V219H161V221L163 220ZM168 218V217H167ZM170 218V219H171ZM195 218V217H194ZM194 218H192V219H194ZM220 218V219H221ZM25 219V218H24ZM158 219V218H157ZM170 219H169V221H170ZM185 219V218H184ZM246 219V218H245ZM247 219H248V217H247ZM34 220V221H33ZM56 220V219H55ZM54 220V221H55ZM59 220V219H58ZM177 220V219H176ZM186 220V219H185ZM184 220V221H185ZM189 220H191V219H188V221ZM195 220H197V219H195ZM51 221V220H50ZM155 221H156V218H155ZM160 221V222H161ZM181 221V220H180ZM198 221V220H197ZM205 221H206V223H205ZM241 221V220H240ZM244 221V223L243 224H245L246 225V220H243ZM252 221H253V223H252ZM6 222V223H7ZM159 222V223H160ZM164 223L165 222H167V219H166V221H165V218H164V221H163ZM162 222V223H163ZM174 222V221H173ZM173 222H171V223H173ZM187 222V221H186ZM219 222V221H218ZM55 223V222H54ZM163 223V224H164ZM177 222H175L174 224H176ZM179 223V222H178ZM190 223V222H189ZM189 223L187 222L186 224L187 225H189ZM195 223V221L192 223L194 226H196V225H198V224H194ZM198 223V222H197ZM191 224V225H192ZM160 225V224H159ZM170 225V224H169ZM168 225V226H169ZM172 225V224H171ZM170 225V226H171ZM183 225H184V223H183ZM192 225V226H193ZM37 226H39V227H37ZM164 225H162V227H163ZM174 226V225H173ZM179 226V225H178ZM217 226V225H216ZM243 226V225H242ZM1 227V226H0ZM51 227V226H50ZM158 229H159V227H161V225L158 227V226H156ZM161 227V228H162ZM188 227V226H187ZM227 227H228V225H227ZM53 228V227H52ZM165 228V227H164ZM171 228V227H170ZM175 228V227H174ZM176 228H177V226H176ZM175 228V229H176ZM179 228V227H178ZM185 228V227H184ZM184 228H181V229H184ZM191 228V227H190ZM193 228H195V227H193ZM192 228V229H193ZM197 228H199L198 226L196 227V229ZM238 228V227H237ZM4 229V228H3ZM2 229V231H4L5 232V230H3ZM60 229V228H59ZM163 229V228H162ZM173 229V228H172ZM186 229V228H185ZM219 229V230H220ZM247 229V228H246ZM262 229V232L261 231H259V230H261ZM1 230V229H0ZM132 230V229H131ZM156 231H158L157 229H155ZM161 230V229H160ZM167 230V229H166ZM171 230V229H170ZM177 230V229H176ZM195 230V229H194ZM203 229H201V231H202ZM227 230V229H226ZM55 231V230H54ZM130 231V230H129ZM171 231H173V230H171ZM178 231V230H177ZM183 231V230H182ZM181 230H180V232H182ZM201 231H199V235L198 236H201L200 235V232ZM225 231V230H224ZM223 231V232H224ZM64 232V231H63ZM160 232V231H159ZM175 232V231H174ZM187 232H189V231H187ZM197 232V231H196ZM195 232V233H196ZM60 233V232H59ZM128 233H130V234H128ZM161 233V232H160ZM202 233V232H201ZM5 234H7V233H5ZM159 234V233H158ZM172 234V233H171ZM186 235H187V233H185ZM185 234H183L184 236H185ZM224 234V233H223ZM155 235H157V234H155ZM177 235V234H176ZM180 235H182L181 233H180ZM188 235H190V233L188 234ZM196 235V234H195ZM240 235V234H239ZM1 236V235H0ZM4 236V235H3ZM55 236H57L59 239H60V242H59V240H57V237H55ZM60 236V235H59ZM62 236V235H61ZM184 236H180L181 238H183ZM191 236H193V234L191 235ZM217 236H219L218 238H217ZM258 237V239H256V237ZM2 237V236H1ZM4 237H6V236H4ZM3 237V239H5ZM69 237V240L71 239ZM173 237H175V236H173ZM186 237V236H185ZM188 237V236H187ZM194 237V236H193ZM177 238V240H178V238H179V236L178 237H176ZM180 238V239H181ZM192 238V237H191ZM194 238H200V237H194ZM201 238H203L204 239V237H201ZM230 238H231V236H230ZM240 238V237H239ZM2 239V238H1ZM64 239V238H63ZM160 239H162V238H160ZM203 239H201L202 241H203ZM217 239V240H216ZM227 239V238H226ZM229 239V238H228ZM231 239H233V238H231ZM235 239V238H234ZM251 239V238H250ZM7 240V239H6ZM44 240V241H43ZM64 240H66V239H64ZM68 240V239H67ZM127 240V239H126ZM172 240V239H171ZM174 241L176 240V239H173ZM191 240V239H190ZM198 240V239H197ZM201 240H200V242H201ZM220 240V239H219ZM225 240V239H224ZM230 240V239H229ZM242 240H240V242L242 241ZM253 240V239H252ZM158 241V242H157ZM180 241H182V239L180 240ZM180 241H178V242H180ZM185 241H186V238H185ZM192 241H195V239L194 240H192ZM205 241V242H206ZM219 242L221 245H222V247L220 246V245H216L215 246V242ZM226 241H228V240H226ZM235 241H236V239H235ZM5 242V241H4ZM9 242V241H8ZM7 242V243H8ZM66 242V241H65ZM68 242V241H67ZM72 242V241H71ZM172 242V241H171ZM184 242V241H183ZM183 242H181L182 244H183ZM190 242V241H189ZM196 242V241H195ZM199 242V241H198ZM228 242H230V241H228ZM249 242V241H248ZM5 244L6 246L8 245V244ZM173 243H175L176 244V242H173ZM186 243V242H185ZM184 243V244H185ZM197 243V242H196ZM207 243V242H206ZM227 243V242H226ZM242 243V242H241ZM258 243V242H257ZM63 244H65V243H63ZM67 244V243H66ZM69 244V243H68ZM68 244L66 245V247H68ZM72 244L73 243H71V245L70 246H72ZM177 244H180V243H177ZM186 244H188V243H186ZM185 244V245H186ZM194 244V243H193ZM192 244V245H193ZM198 244H200V243H198ZM197 244V245H198ZM218 244V243H217ZM247 244V245H248ZM126 245H127V243H126ZM167 245V244H166ZM174 245V244H173ZM190 245H191V243H190ZM189 244H188V246L186 245L185 247H188L189 248V246H190ZM191 245V246H192ZM196 245V244H195ZM201 245H203V244H200L199 246H201ZM224 245H225V243H224ZM246 245V244H245ZM247 245H246V247H247ZM11 246V245H10ZM64 246V245H63ZM63 246H60V247H63ZM199 246H198V248H199ZM205 246V245H204ZM8 247V246H7ZM15 247H17V246H15ZM23 247V246H22ZM59 247V248H60ZM164 247H166L167 248V250L164 252V249H166V248H164ZM174 247V246H173ZM181 247H182V245H181ZM184 246L181 248V249H183V248H185ZM195 247V246H194ZM203 247V246H202ZM14 248V245H13V247H12V249ZM48 248V249H49ZM69 248V247H68ZM68 248H67V250H68ZM70 248H74V247H70ZM177 248V247H176ZM191 248H193V247H191ZM197 248V247H196ZM195 248V249H196ZM201 248V247H200ZM208 248V247H207ZM9 249H10V247H9ZM11 249V250H12ZM17 249V248H16ZM19 249V248H18ZM21 249V248H20ZM16 250L17 252L18 251H21V250ZM45 249V250H44ZM61 249V248H60ZM75 249V248H74ZM75 249V250H76ZM194 249V250H195ZM203 249V248H202ZM233 249V250H232ZM240 249V248H239ZM241 249V250H242ZM14 250H15V248H14ZM56 250H58V249H55V252H53V253H55V254H51V256L49 257V258H47L48 260V263L49 264H64L63 262H61L63 259V256H62V258H60V256H59V254H57L56 253ZM62 250V249H61ZM60 250V251H61ZM71 250V249H70ZM184 250V249H183ZM186 250V249H185ZM188 250H190V248L188 249ZM194 250L193 251H189L190 253H195L194 252ZM198 250V251H197ZM199 250L200 249H196L195 251H197V254H198V252H199ZM231 250V251H230ZM236 250V249H235ZM234 250V251H235ZM240 250V251H241ZM1 251V250H0ZM3 251V250H2ZM13 251V250H12ZM60 251H59V253H60ZM66 250H65V248L63 249V253L65 252ZM207 251V250H206ZM209 251V250H208ZM240 251H238V253L240 252ZM14 252V251H13ZM68 252H69V250H68ZM185 252V251H184ZM200 252H201V250H200ZM205 252V251H204ZM210 252V251H209ZM212 252V251H211ZM210 252V253H211ZM236 252V251H235ZM246 252V251H245ZM249 252H246V253H249ZM4 253H6V252H4ZM20 253V252H19ZM23 253V252H22ZM67 253V252H66ZM206 253V252H205ZM204 253V254H205ZM237 253V252H236ZM243 253V252H242ZM241 253V254H242ZM245 253V254H246ZM8 254V253H7ZM14 254V253H13ZM12 254V255H13ZM200 254H202V253H200ZM240 254V253H239ZM3 255V254H2ZM10 255V254H9ZM10 256V257H13V256ZM47 255V254H46ZM45 255V256H46ZM60 255H61V253H60ZM64 255H65V253H64ZM67 255V254H66ZM185 255H186V253H185ZM233 255H235V254H233ZM247 255V254H246ZM6 256V254L4 255V257ZM14 256H15V254H14ZM18 256H20V255H18ZM23 256V255H22ZM187 256H188V254H187ZM204 256V255H203ZM242 256V255H241ZM255 256V257H254ZM7 257H8V255H7ZM9 257V258H10ZM24 257V256H23ZM199 257H201V255L199 256ZM212 257V256H211ZM235 257V256H234ZM237 257H239L238 255H237ZM242 257H244V256H242ZM241 257V258H242ZM257 257V258H258ZM22 258V257H21ZM185 258H187V257H185ZM189 258V257H188ZM204 258V260L207 258V256H206V258H205V256L204 257H202L201 259H203ZM214 258V257H213ZM236 258V257H235ZM261 258V257H260ZM1 259V258H0ZM8 259V258H7ZM233 259V258H232ZM247 259V258H246ZM5 260V259H4ZM3 260V261H4ZM208 260V259H207ZM256 260V259H255ZM188 261V260H187ZM193 261H195L194 259H193ZM193 261L191 262V263H193ZM201 261H203V260H201ZM209 261H210V259H209ZM212 261V260H211ZM257 261V260H256ZM233 262V263H232ZM245 262V261H244ZM250 262V261H249ZM259 262V261H258ZM3 263V262H2ZM71 263V264H72ZM205 263H206V261H205ZM211 263V262H210ZM235 263H237V262H235ZM207 264V263H206ZM218 264V263H217ZM240 264V263H239ZM250 264V263H249ZM264 264V263H263Z\"/></svg>","mask_w":264,"mask_h":264},{"label":"snow or ice","instance_id":"snow-or-ice-1","mask_svg":"<svg viewBox=\"0 0 264 264\" xmlns=\"http://www.w3.org/2000/svg\"><path fill=\"white\" fill-rule=\"evenodd\" d=\"M113 167H115V160H114V163H113Z\"/></svg>","mask_w":264,"mask_h":264}]
</instances>
